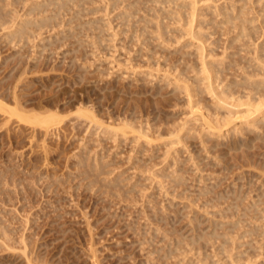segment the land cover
<instances>
[{"label":"rangeland","instance_id":"1","mask_svg":"<svg viewBox=\"0 0 264 264\" xmlns=\"http://www.w3.org/2000/svg\"><path fill=\"white\" fill-rule=\"evenodd\" d=\"M19 1H17V0L11 1L10 0L9 3H10V5H12L13 8L10 6H9L10 7L9 8L8 4H7V9L5 11H7L9 14V11H8V9H9L11 13H12V11L14 13L15 6H16L17 2L19 4ZM23 1L25 2L27 0H23ZM31 1H33L36 4L41 3V0H39V1L37 0V2H36V0L35 1L29 0V1L25 2L27 4L24 3V6H23V4L21 5V3H20L17 6L16 10H19L18 11L19 13H21V10L22 11L24 10V11L21 13V15L17 14L18 12L15 11V14L13 15V17L19 16L22 18V20H19L16 17V20L18 19L16 23H19L21 21L23 22V19L25 21V19L27 18L25 14H27L28 11L24 8L29 9V7L31 5H34L33 2H31ZM82 1H80V2H82ZM84 1H85L84 3L79 2L80 6H78V8L81 7L79 10L77 9L76 6H75L76 9H75L74 5H72V6H70V9H68V10H70L71 13L68 12V10H67L65 12H67L68 14H66L65 12H64L65 15L62 14L63 19H65V20L67 19L66 23H63V24L61 23V25H63V27L60 28V26H61L60 25L58 27V29L57 28L55 29L56 31L53 30V32H52L53 34H51V32H50L51 30H49V29L47 32L45 31L46 33L43 35V37H45V38H42V39H44L46 41H50V39H48V36H49V38H50V36H52L53 38H51V41H53L54 36H56L55 37L56 41L59 38V39H61V43H60V40L57 41V43H55V40H54L53 43H55V44H52V42L51 43L49 42V44L53 45L52 46V45H49L48 42H46V41H45V44L43 43L44 41L43 42L39 41L38 39H40V38H38L37 40L31 39L30 44H29V41L26 40L27 43L25 45H24V43H25L24 41H22L21 43L17 41V43L19 45L15 42V44H16L15 46L19 50V51L17 50L20 53L19 54L15 51L16 49H13L12 47L10 49V46L8 43L4 44V41L2 43V40H0V44H1L0 51H1V55H3V57L1 56L2 58H0V60H1L0 61V69H1V71H0V86L6 88L8 83L12 82L11 77L16 76L18 71L21 69V63L23 62L25 65L28 64L27 65L28 71H29V68H32L30 72H32V73L34 72L33 75H35V77H34L31 73L30 75L32 77L29 76V74L27 76L28 81H29V78H32V80H35L34 81L35 83L33 82L34 86L30 89V91L32 90V93L30 92L31 93V95H30V99H31L30 101L31 102L33 101L34 103L51 104V105L55 104L60 110H62V109L65 110V111L62 110V116H66L68 112L70 113L71 111L76 110L75 108L77 106H80L79 104L81 103V101H84V104L86 106H88V107L94 106L93 108L96 111V113L98 114V118L101 119L102 121H104V125H102L103 128H106L108 125L117 126L118 123L120 122L119 121L120 117L122 118L121 120H124L126 118V119H129L128 121H130V122H132L133 118H135V120H140V118L144 119V120H146V119L148 120L150 118L149 119L150 123H151V125H153L152 129L154 127L157 129V126H160V128L158 127L159 130H156V129L155 130L159 131L160 133L162 132L161 134H163V135L155 134L153 140H157V142L155 141L156 144L152 141L153 143L148 145L146 142H144V141L142 142V140H140L138 142L139 143L138 144L137 141H132V139H134V137H133L134 135L131 136V134L130 135L128 134L127 137H130V139L129 138L126 139L122 136L121 137L124 140L121 137H119L121 139L118 138V140L113 139L112 136L106 135L103 133V132H105V129H102L101 126H99L100 127V130H99L98 126H96V125L89 126L90 124L88 125V123L87 124L85 123L84 126L80 129V131L72 128L73 129V132H72V129H70V128H71L72 124H74V123L71 122L70 124H68L69 126H67L66 128L61 127V128H58L57 130H54L53 133H50V135L51 134L54 135V132L56 131L55 135L54 136L52 135L53 137L50 135H44L45 138L43 139L44 140L43 141V140H41V138H43L42 137L43 131L42 130L39 131V129H37L36 131H33V130L29 129V127H28L29 124L27 125V123H26V125H27L26 126L22 122L18 123L19 121L17 122V120L15 119L12 122H10L12 127L14 126L13 129L11 128L9 123H8V126H4V125L0 124L1 126H3V127H0V129H1V132H0V187H2V188H0V226H2L0 228H3V226H4L3 230L6 232L3 235L4 231H2V229H0L1 230L0 233H2L1 235L5 236V237L7 234H9V235H7L9 237H6V238L8 239V241H10V242H8L7 239L3 238V236L2 237L0 236V241L1 240L3 241L4 239L7 241V242H4L5 244L1 241L3 244H0V246L2 245L1 246L2 248H0V264H28L27 261H30V259H32V261H30L29 264H33L35 262V260L38 258H39L38 259L39 261L36 262L38 264H40V262H41V264H44V263L45 264H52L51 262H53V264H206V263L207 264H222L223 262H224V264L225 263L228 264V261L230 258H233V261H235L234 258H237V256H239V257L243 256L244 258H245V256H248V257L250 256L249 259L247 257L246 260H244L243 257H240L239 262H242V259L245 261V262L243 261L241 264H264V239L261 236L264 234V184H263L264 178L261 177V175L264 176V172L262 170V168H264V165L261 162V160H263V162H264V158L260 157V156H262V154L264 156V151H263L264 150V148H263L264 147V140H263V143H261L262 142L261 140L264 138V136H263L264 134L262 135L263 137L260 136V138H259L257 136L258 134H255V133H256V131H257V133H260V131H261V134H262V132H263L262 128H261V130L260 129L255 130V128H253L255 125L254 124L253 126L250 127L252 129H250L249 126H246L247 124H244V121L243 122H242V120L240 121V117L245 118L249 115H252L253 118H259L263 115H259L258 113L252 114V112H248L247 111L248 107H246V106H241L239 108L233 107V106H231V102L228 101V104L225 105V109L222 110L221 112L224 113V115L226 117L228 116L229 121H231V124L234 125V123H235L233 130L236 132L234 133V131H232L233 125L230 124V126L229 125L226 126L225 127L226 130H229L226 133L228 134L230 132L229 135L227 136V134H226V136H224L222 138L215 137L210 141L207 140L206 143L208 144V147H209V148L207 147V150L210 151V152H207V150L203 149L207 145H204L206 143H203V145L201 144L202 139L200 140V138H199L200 135L197 132V131H200V127H199L200 125L199 124L201 122H199V121L197 123L195 121L193 122V124L195 123L196 127L199 128L198 129L195 127L198 130H195L194 126H192L193 127V130H192L191 129L192 127L190 126L192 124L187 122L190 120V113H189L190 112V103H188V105H187V102H189V100H187L189 98H187L188 96H186L187 92L184 91L185 93H183V92H180V90L177 89L178 90L177 91L175 89L176 88L175 86L182 85L183 84L182 82H184V84H185V81L181 82L182 79L185 80V77L183 78L182 77L183 75L180 76L179 74L182 73L181 71H183V69L184 70H185V68L187 69V66L190 63V61L192 62V65L194 67L199 68V65L204 63L203 59L206 63L211 62V64L208 63L209 67L215 66L217 63H219L217 65H221L220 63L223 64L224 61L226 64L227 62L229 63L232 60L233 57H231V56H233V54H231L230 56H229V54L237 52L235 47H238V44H235V42L232 44L233 39L236 36L237 32L234 28H230V25L222 24L223 23L222 16H217V14L214 15L213 11H216L214 9H216L217 7L223 6L224 3L227 6L235 5L236 7L240 8L241 6L244 5V2H239L240 0H226V1L225 0H215L216 2L218 1L217 3H215V1H213V0H210L207 2H205L203 0L202 2H200V4L198 5V9L199 8L200 9L197 12L198 16L195 18L193 29L195 28V33L199 32L198 34L203 33V34H206V36L208 35L207 39H206L207 41L205 43V47L207 49H210V51L207 50V52L205 53L206 49L202 52L201 47H198V46H201V43L197 40V37L195 39H193L191 37V35L188 34L191 30L190 25H187V24L184 25L183 22H182V24L181 23H170L168 21V18H166L164 20L166 15L162 16V11L168 12L172 16H174L178 12H184L185 8H182V6L187 5V4H188L187 6H189V3H191L190 6H193L192 2L195 0H162V1L159 0L160 4H157V8L155 7V9H156L155 11H157V12L159 11L158 14H156L157 12L154 11V3H155L154 0H153V2H154L153 5H152L151 0H148V1L147 0H141L143 4L139 3L140 0L139 1L137 0L138 3L141 4V5L138 4V6H140V10L141 9L142 10L137 14L136 19L135 18L132 19L133 22L131 21L130 25H133V26H131L130 29L128 28L129 24L128 25L126 24L127 27H126V25L121 26L122 25L121 19L117 20L118 17H116L119 12L124 11L122 8L123 5L120 8H118V10L117 9L113 10L112 9L113 6H112V4H110V3H112V1H109V0H95L94 4H91L92 0H87V1L84 0ZM133 1L135 2L136 0H133ZM155 1H157V0H155ZM4 2L6 4L7 0ZM11 2H12V4H11ZM28 2H29V4H28ZM93 2H94V0H93ZM128 2L129 1L127 0L126 3H128ZM253 2H254V0H247V6H246L247 8L245 11L247 13L245 16V17H247V19H251L253 17H256V15H257V14L255 15L254 12L256 10H258L259 8ZM2 4L5 8V4L4 3H2ZM82 4H83V6L87 5V8L83 7V10H82L84 12V14H82L83 17H81V15H80L81 9H82ZM25 5H28V6H25ZM72 7H74V9ZM149 7H151V12H152V7H153V12H155L154 14L152 12L151 16H152V14L155 17H156V15H160V16L158 18L156 17L157 19L154 18L153 16L149 17V18L146 17V20L150 21L151 19L154 18V20L159 22L164 29L166 27L165 25L168 24V27L165 30L167 31L169 28L170 33L168 34V37L174 41L171 40V42H170L169 38H167V36H165V35H164V37H161V38H163V40H165L164 42L162 39H159L160 38L159 36H158V39L156 40L157 35L155 36V34H156L157 30H155V28H156L155 23L156 22H154V20H151V22L153 21V23H154L153 25H155V28H153V30L155 31L154 36L156 38L153 37L152 32H154V31L150 30V33H152V37H153V38H151L152 42L149 41V42H147V46H144L141 43V41L144 42L143 40H145V38H147V37H144V39H143L142 35H140V36H142L143 40L141 39V41L139 42L137 38L138 37L140 38V36H139L140 31H138L139 33H137L138 34V37H136L137 40L134 38L133 33L136 32L135 29L137 30L136 24L139 23L138 22V23L134 24V22L138 21V19H143V18L145 19V17H143V18H141V17L146 16L147 14H148L147 16H150V14H149L150 12H148V10L150 9ZM209 7H211L212 9H210ZM208 8H209V10H208ZM254 8L256 10L253 12ZM84 9L85 10L88 9L89 11H90V9H94V11L96 10V12L93 13V10H91V14L89 15L90 12L87 11L89 13L85 14ZM204 10L206 11L207 15H206V13H204L205 12ZM72 12L73 13L76 12V13H74L75 15L73 14V16L76 17L77 13L79 14V16L74 18L72 16ZM133 12H134V10H133ZM189 12L191 13L192 10H189ZM203 13H204V16H203ZM49 14L51 15L50 11H49L48 15ZM10 15L12 16V14H10ZM45 15H47V14H45ZM67 15H68V18L66 17ZM85 15H86V17H85ZM70 16L72 17V19H75L74 21L73 20L72 21L73 22L76 21V22L70 23L68 25L69 22H67V21L71 20V19H69ZM77 18H81L82 22H80V19H77ZM82 18H84L83 20H85L84 21L85 23H83ZM99 19H100V21H98ZM28 20H29V16L26 19V21H28ZM90 20H91V22L92 21L100 22V24H102V26L104 24V26L102 27L100 25L101 30L99 28V31H98L96 28L97 31L95 29L93 31L92 29H90V26H89V23L91 24V22H88V24L86 22V21H90ZM63 22H64V20H63ZM92 23H94V22H92ZM140 23H142V22H140ZM140 23H139L140 27H143L144 25H142ZM9 24L12 27V24L11 23H9ZM83 24L84 25L86 24V26L89 27L88 29L94 32L93 34L95 36L92 34L91 31H89V35H85L86 32L88 34V31H87V29L86 30L84 29L85 26ZM255 24L259 27V23L256 22ZM74 25L75 26L77 25L79 30L82 31V33L78 30L77 27H75V28L78 31L74 28L72 29V27ZM92 25L94 27V24H92ZM183 25H184V28L182 27V29H183V32H185V33L182 35L180 33L181 31H179L181 29H179V28H181V26H183ZM7 26L9 27L8 24H7ZM7 26H5L4 29H6V28L8 29ZM70 26H72L71 27L72 30L69 29ZM0 27L2 28L3 26H0ZM11 27L9 29L10 31L9 30L7 31V29H6L5 32H4L3 28H2L3 31L0 28V33L3 32L4 35L6 34L8 36V34L11 32ZM81 28L84 29L85 31L81 30ZM13 29H14V27H12V30ZM64 29L68 30L70 33L72 32V35H70L69 32L64 30ZM177 29H179V30H177ZM63 30L66 32L62 34ZM73 30H74V33H73ZM177 31H179L180 36H179V33ZM58 32H59V34H58ZM3 33L0 34V35H2L0 37V39L2 37H4L5 40L8 41V39H6L7 38L6 35L3 36ZM54 33H55V35H54ZM78 33H79V35L76 36ZM47 34H48V36H46ZM65 34H66V36L64 37L63 35H65ZM68 34H69V36H68ZM91 34H92V36H90ZM177 34H178V36H177ZM58 35H59V37H58ZM74 35H75V38L77 39V40L76 39L75 40L78 43H76L75 40L72 39V37L74 38ZM169 35L174 36V37L172 38ZM61 37H63V38H61ZM77 37H79V38H77ZM65 39H67V40H65ZM95 39H99V41H98L99 44L96 43L97 45L96 44L94 45V42L96 41ZM166 39H168L169 42H167ZM63 40H65V41H63ZM78 40H80V41H78ZM32 41H35L37 44L39 43L38 46L34 45V47H32L33 44H36V43H33ZM31 42H32V44H31ZM21 44L24 46V49H23V46ZM42 44L43 45L47 44L49 46L50 50L48 48H46L47 50H45V51H47L46 52L47 54H45V52H43V55H41ZM152 44H153V46H152ZM13 45H14V43L11 46H13ZM248 45L249 46H247V49L249 51L250 50L252 51L254 49L253 47H255L252 44H248ZM15 46H14V48H15ZM36 46H37V51L35 49ZM60 46H61V48H59ZM19 47L23 50L21 51ZM29 47H30V51H29L30 55H28V52H27V49H29ZM229 47H231V48H229ZM232 47H233V50H232ZM31 48L32 49L34 48L33 51H31ZM38 48L39 49L41 48L40 51H38ZM52 48H53V50H56V51H54V53L50 52V51H53ZM57 48H59V49H57ZM153 48H156V50ZM180 49H181L180 53H177V51L179 52ZM226 49H227V51H226ZM234 49H235V51H234ZM34 50H35V52H34ZM48 50H49V52H48ZM153 50H155V51H153ZM73 51H75V52H73ZM77 51H78V53H77ZM251 51L249 53L247 51L242 52V54L244 53L243 54L244 56L241 54V55H239V58H243L245 60H248L247 57H249V59H251L252 54H253ZM37 52H38L37 57H38V55L39 56L41 55L43 58L42 57L36 58L34 53H37ZM32 53L34 54V56L37 60L40 59L39 60L40 62L37 60H34L35 58H34V56H32ZM195 53H197V55H194ZM227 53H229V54H227ZM247 53L251 54V56L250 55L246 56L245 54H247ZM11 54H13V55H11ZM15 54H17V55L15 56ZM166 54H167V57H169V58H167V60L165 58ZM182 54H184V55L188 54L187 55L188 57L183 55V57H184L183 58ZM168 55H170V56H168ZM179 55H180V57H179ZM226 55H228L230 58H228V56H226ZM11 56L12 57L15 56V57H13V59H12ZM205 56L207 57L206 59H205ZM24 57L25 58L27 57V58L25 59ZM44 57H46V58H44ZM180 58L182 60L183 59L184 60L180 61ZM201 58H203L202 59L203 63L200 61ZM234 58L233 59L236 60L238 58V55ZM253 58H254V56H253ZM19 59H21V60L19 61ZM30 59L32 60V62ZM44 59H45V61H44ZM185 59H186V61H185ZM225 59H227L228 61ZM27 60H29L30 62H28ZM148 60H150L151 63ZM18 61H19V63H18ZM71 61L72 62L74 61L73 65H72ZM163 61H165V62H163ZM171 61L173 63L174 62H176V63H174V64L172 63V65H171ZM177 61L179 62L178 65H177V63H178ZM193 61H195V62H193ZM220 61H222V62H220ZM35 62L36 63L38 62V63L36 64ZM43 62H44V65H43ZM168 62L170 65L168 64ZM182 62H184V63H182ZM196 62H198V63L200 62V64H198ZM212 62H214V63L216 62L215 65H213L214 63H212ZM4 63H5V65H4ZM16 63L20 64V65H17ZM180 64H182V65H180ZM183 64L185 66H183ZM15 65H17V66H15ZM167 66L169 67L168 68L169 70L166 69ZM175 66H176V68H178L179 73L176 72L177 69L175 68ZM53 67H54V70H53ZM82 67H84L85 69L84 68L81 69ZM170 67H171V69H170ZM191 67L192 66L190 63V65L188 67L189 69H187L188 71L187 70H185V71L187 73V76L189 74H191L190 77H192V75H193V78H194L195 75L198 73H197V71L195 72L194 70L190 69ZM13 68L14 69L17 68V69L14 70ZM175 69H176V71H175ZM180 69H181V71H179ZM170 70H172L173 73H171ZM43 71H45V72H43ZM168 71H170L171 74ZM185 71H184V73H185ZM191 71H193L195 75L193 74V72L191 73ZM37 72H38V75L41 72H43V73L39 75L40 77L38 75H37L38 76L37 77L36 76ZM166 72L170 74L169 75L170 77L167 76L168 74ZM175 72H176V74H178V79L175 78L176 77V74H174ZM200 72H202V71H200ZM77 73H79V74H77ZM81 74H82V78L79 80V76H81ZM204 75H205V73H204ZM144 76L145 77L147 76V77L145 78ZM179 76H180V78H179ZM135 77L138 79V82L135 81V80H137ZM142 77H144V78H142ZM167 77H169L171 80ZM196 77L201 78V77H203V75H201V73H200V75H196ZM77 78H78V80H77ZM82 79H83V81L81 83L80 81ZM129 79L131 82L128 81ZM168 79H169V82H168ZM175 79H176V81L181 79L180 82L178 81L179 84L175 83L176 82ZM40 81H41V83H40ZM165 82L166 83L168 82L169 87L168 86L164 87L166 85ZM183 85L181 86L180 89H183ZM4 88L2 90H4ZM221 89H222V86H220V89H218V90L220 91ZM183 90H181V91H183ZM155 91H156V94H155ZM157 91H159V92H157ZM174 91H177V92H174ZM118 92H119V95H118ZM134 92L136 95L134 94ZM171 92H174V94ZM178 92H179V94H178ZM28 93H29V90L24 92L23 101L26 105L25 109L29 110V94ZM206 93H203L204 95L202 94V98H204V99L200 98L201 96L198 98L195 97V99H199V98L202 99V102H204V104H210V100H212L211 105H212V107H214L215 104H217V100H216V103L214 102V104H213L214 98L211 97L210 94H209L210 96L207 94L209 96L208 97L206 95ZM187 95H188V93H187ZM129 96H130V98H129ZM207 98H208V100L209 99L210 100L208 101ZM211 98H213V99H211ZM99 107H101V109ZM110 109H111V111H110ZM186 109H187V112H185ZM121 111H122V113H121ZM69 113H68V115H69ZM127 113H128V116H127ZM141 113H142V115H140ZM186 113H188V114L186 115ZM185 117H187V118L185 119ZM237 117H239V120H237ZM155 118H156V121H155ZM174 118H175V121L178 122V123H176V122L175 123L178 125L180 124L179 121L181 122V124L183 123L184 126L186 123H187V125L190 124L187 127H188V129L191 130V132L193 131L191 133V136L189 138H187V141H185L187 143H184V145L183 144H173L174 146H172V144L170 145L169 140H167V138L169 139L170 136L167 135L165 132L163 133V131H167V129L169 130L171 127H172L171 129H174L173 127L175 126V129H177V128H180L181 126H183L181 124H180L181 126L179 125L180 127L177 125L173 126L172 124H174V123H172L171 120H174ZM0 119L4 120L2 114H0ZM67 119H68V117H67ZM187 119H189V120H187ZM3 120H0V122L2 123ZM14 121H16L15 125L12 124V123H14ZM237 121H238V123H237L238 127L236 125ZM107 122H108V125H107ZM158 122H160V123H158ZM132 123H135L137 126L136 122H132ZM167 123H168V125L170 124L169 125L170 128L168 127ZM105 124L107 126H105ZM161 124H162V126H161ZM19 126H20V128H19ZM6 127H8V128H6ZM26 127L29 130H31L30 134H29V130ZM87 127L89 128L88 132H91V133L86 132ZM90 127H92V129ZM165 127H167V129ZM241 127L243 130L246 129L245 131L249 135V136L247 135L246 137H249V138H246L244 136L246 134H242L244 131L243 132L241 131L242 133H240V132L237 133ZM5 128L7 130L9 128L10 129L7 131ZM15 128H17L18 130L17 129L15 130ZM25 128L28 130L26 133H28L29 135L25 133V131H26ZM60 129L61 130L63 129V131H60ZM101 129L103 130V132ZM97 130L102 132V133L98 132ZM155 130L153 132H156ZM226 130H224V131H226ZM252 130L253 131L255 130V132L253 133ZM5 131L7 133L9 132L8 135ZM194 131H196V132H194ZM10 132H12V134ZM14 132H18V133H14ZM33 132L34 133L36 132V133L34 134ZM66 132H67V134H66ZM83 133L86 135L84 136ZM96 133H98V134L100 133V134L99 135L97 134L98 136H95ZM195 133H196V136H194L192 138V136L195 135ZM251 133H253V134L250 135ZM87 134H88V136H87ZM164 134L167 135L168 137H164ZM16 135L18 138L15 137ZM30 135L35 136V138H37V141L35 138H33V140H34L33 141L32 140L33 136L31 137ZM73 135L75 136V138H73L74 137ZM92 135L95 137H93ZM105 135H106L107 139L105 138ZM197 135H199V136H197ZM236 135H238V136H236ZM28 136H30V138H31V139L29 138L30 141H33L34 143L33 142L31 143L27 139ZM46 136H47V138H46ZM57 136L60 137V138L58 137L59 140L56 138ZM235 136H236V139H235ZM250 136H252L253 139ZM97 137H98V139H96ZM102 137H104V139ZM131 137H133V138H131ZM163 137L165 138V140H167L166 142L162 139ZM261 137H262V139H261ZM8 138H11V139H9V141H8ZM66 138H67V140H66ZM76 138H78V140ZM80 138H82V139H80ZM92 138H94V139H92ZM158 138H159V141H158ZM190 138H191V140H195V141L191 142ZM238 138H240L241 141ZM250 138L252 139L251 141L253 142L254 145H255V143L258 144V142H259L258 139L261 141V142H259L260 144H258L259 148L257 147V149H260L259 151L256 149V145L254 148L251 147L253 150L251 148H249V146H254L251 144ZM83 139H85V140H83ZM102 139H103V141L105 140L104 141L105 143L104 142L102 143ZM244 139L246 141H248V139H249L250 142L245 143ZM10 140H12V141H10ZM108 140H109V143H108ZM113 140H114V142H113ZM253 140L254 141L256 140L257 142L256 141L254 142ZM35 141H36V143H35ZM95 141L98 142L99 144L100 143L101 144L99 145L97 143L95 145ZM127 141H129V142L131 141L130 146H129V142H127ZM29 142L32 144V147H34V148L31 147V144L29 146ZM40 142H43V143L45 142L44 144L45 145L47 144L48 147H49V145L50 146L52 145V146L49 148L47 146H44V148L46 147L47 150H43L44 149L43 148L42 149L43 152H42ZM57 142L59 144H57ZM89 142H91V143H89ZM92 142H93V144H92ZM132 142H133V145H132ZM241 142L245 143V144H243L244 146L242 145ZM83 143H85V145ZM87 143H89V146ZM113 143H115V144H113ZM118 143H120V144H118ZM140 143H142L144 148L142 147V145H140ZM143 143L146 144V149H145V145ZM161 143H163V144H161ZM9 144L11 147L9 146ZM78 144H81V146L83 145L84 148L86 147V150L84 148H82L83 146L82 147L78 146ZM134 144L135 145L137 144L136 147ZM159 144H160V146H159ZM186 144H188V145H186ZM262 144H263V146L261 147L260 145H262ZM36 145H38V146L40 145V146L38 147ZM116 145H117V147H115ZM150 145H151V148H150ZM167 145H169L173 149L168 147ZM56 146L58 148H56ZM118 146H120L121 149ZM124 146H126V147H124ZM152 146H154V147H152ZM175 146L179 147V148H177V150H176ZM189 146H191V147H189ZM240 146L241 147L243 146V147L241 148ZM37 147L40 149V150L38 149V151L40 153L38 151H36ZM98 147L101 151L104 150L106 152L104 153V151L103 152L98 151L99 150ZM132 147L135 148L136 151H134V149L132 150ZM147 147L149 148L148 150H147ZM29 148H32V149H29ZM10 149H11V151H10ZM53 149H54V151H53ZM143 149H145L147 151L143 152L144 151ZM233 149L236 151H234ZM12 150H13V152H12ZM128 150L131 152H129ZM189 150L192 151V153ZM246 150H248L250 152H247ZM31 151H33V152L31 153ZM47 151H49L50 153H48ZM74 151L76 152L77 156L74 154L75 153ZM92 151L95 153H93ZM256 151H257V153H256ZM77 152L80 155H82V154L86 155V153H87V157L89 160H84L81 162V160H80L81 156L78 155ZM180 152H181V154H180ZM260 152H262V153H260ZM47 153H48V155H47ZM71 153H72V155H71ZM96 153H97V155H95ZM109 153H111V154H109ZM136 153L138 155H135ZM170 153H173V154H170ZM43 154L46 155V157L47 156L49 157V158L47 157L48 159H46V158L45 159L47 161V164H48V162H51V163H49V165L52 164V166L50 165L49 167H52V168H49L48 166H46L44 168V166H45L44 164H46V162L45 163L43 162V159H44ZM93 154L95 156L100 155L99 158L97 157L99 160H101L100 164L98 162L99 160H96L97 158ZM112 154L114 157L111 156ZM175 154H176V157H174ZM177 154H178V157H177ZM29 155H30V157H29ZM101 155L104 156L105 160L104 159L102 160ZM168 155H169V157H168ZM170 155H172V156H170ZM191 155H193L194 157ZM73 156H75V157H73ZM89 156L91 157V159ZM105 156L110 160L106 159ZM139 156L142 159H140ZM219 156H220V158H219ZM170 157L171 158L173 157V159H170ZM215 157H217L221 161H219L218 159H215ZM9 158L11 161L9 160ZM94 158H96V159H94ZM174 158L175 159L178 158V159H176V161H174ZM189 158H190V160H189ZM207 158H210V159H207ZM239 158H241L242 160ZM93 160H96V161H93ZM135 160L137 161V163L135 162ZM140 160H142V162H139ZM191 160H192V162H191ZM202 160H203V162H202ZM209 160H210V162H208ZM235 160H237V161L235 162ZM243 160L246 161V163L248 165ZM89 161L91 162V164ZM104 161L105 162L107 161V162L105 163ZM254 161L257 163L256 167H255L256 163ZM77 162L80 163L81 165L80 164L78 165ZM108 162H110V164H108L109 166L107 165ZM133 162H135L136 165ZM175 162H177V164H175ZM242 162H244V164ZM73 163H75V164H73ZM139 163L142 164V166H141L142 169H139L140 168L139 166L141 165V164L139 165ZM249 163H250V165H249ZM258 163H262V164H260L258 166ZM14 164H15V166H14ZM98 164L100 166L103 165V166H101L102 168ZM111 164H113V165L111 166ZM174 164H175V166H174ZM196 164H198V165H196ZM238 164H240V165L238 166ZM41 165H44V166L42 167ZM74 165H76L77 167ZM96 165H98V166H96ZM137 165H139V166H137ZM261 165H263V167H261ZM72 166H74V167H72ZM195 166H196V168H195ZM241 166L242 167L244 166V168L249 166L245 169L243 168L244 171L248 172L247 175L244 174L246 172H244V171L241 172L242 171V169H240V168H242ZM91 167H92V170H91ZM104 167H105V169H104ZM235 167H236V169H239V170H236V169L233 170ZM250 167L260 169V170L254 169L255 172L258 171V172H256L257 175L261 172V170L263 173L262 174L260 173L259 174L260 176L257 177V175H255V172L253 171V168L251 169ZM258 167H260V168H258ZM74 168L79 169V170H76ZM96 168L100 169L101 171L97 170ZM30 170H31V172H30ZM75 170H76V173L74 172ZM105 170H106L107 174L105 173ZM176 170L179 172L176 174L182 175V176L180 175L182 179H180L178 181H175V179L172 178L174 176L179 177L176 174L174 176H172ZM250 170H251V172H250ZM32 171H34V172H32ZM36 171H37V173H36ZM47 171H48V173H47ZM84 171H85V173H84ZM80 172H82V174ZM87 172H89V173H87ZM94 172L96 174H94ZM97 172H99V174H97ZM108 173H110V174H108ZM60 174H61V178L63 180H61ZM11 175H13V176H11ZM37 175H39V176H37ZM101 175H103L102 178H101ZM105 175L106 176L110 175V177L108 176L105 178ZM119 175H120V177H118ZM6 176H8V177H6ZM57 176H59V177H57ZM42 177H44V178H42ZM46 177H47V179H46ZM65 177H66V180H65ZM87 177H89V180L91 182H94V183L90 184L91 182L90 181H89L90 183L88 182ZM56 178H58V179H56ZM121 178L124 179L125 182ZM257 178H260V179L258 180ZM44 179H45V181H44ZM169 179H171V180L169 181ZM172 179H174V181ZM261 179L263 180V182L260 181ZM102 180H104L105 182ZM116 180H119L118 183H116L117 182ZM203 180H204V182H203ZM16 181H18V183ZM36 181L37 182L41 181V183L38 182L39 183L38 184ZM112 181H113V183L115 182L113 185H115V186L117 185L116 187L119 189V191H118V189H116V187L115 188L113 187ZM160 181H163V182H160ZM233 181H235L236 183ZM14 182H16V184ZM43 182H45L44 186H43ZM122 182L125 183V186H122V185H124V183H122ZM171 182L173 184H171ZM179 183L181 185L182 184L183 185L181 186ZM233 183H234V185H233ZM136 184H139V185L137 186ZM235 184H237V187L235 186ZM260 184H263V190H262V186ZM49 185H52V186L50 187ZM79 185H80V187H79ZM96 185H98L99 189ZM133 185H134V188H136V190L139 189V191H134L135 189L134 188H133L134 190L132 189ZM176 185H180V187L179 186L176 187ZM91 186L93 188L96 187L97 189L92 190L93 188ZM259 186L261 188H259ZM45 187H46V189H44ZM89 187L91 188V190L88 189ZM175 188H177V189H175ZM205 188H208V189L205 190ZM199 189H200V192H199ZM40 190H42V192ZM88 190H90V191H88ZM230 190H232V192ZM105 191H106V193H105ZM120 191L122 193H120ZM126 191H128V192H126ZM129 191L130 192L132 191L134 193H139L140 196L136 194L138 197L137 198L135 194H132L131 197H133V198H131L130 197L131 193ZM226 191H228V192H226ZM107 192L110 193V196H108L109 194H107ZM117 192H119L120 195ZM209 192H210V194H209ZM102 193H103V195H102ZM112 193H115V194H112ZM207 193L209 196H207ZM211 193H213V194H211ZM229 193L232 195V197L238 196L237 198H239L240 201L242 200L241 201L242 206L240 207V205H241V203H240V204H238L239 205L238 207H240L241 209L243 208V209L241 210L239 208L240 211L237 212L236 211V210H238L237 209L238 207H237L236 210H234V212H233V215H234L233 218H231L232 212L231 213H229V212L225 213V214H227V217L223 216V213L226 212V211H224V209L226 210V208L228 207L227 210L230 208V211H232L231 209L232 208L234 209V207L231 203L234 204L237 200L235 197H233V198L230 197L231 195ZM116 194L118 196H116ZM198 194H203V195H198ZM204 194H205V196H204ZM215 194L217 197H218L217 194H220L219 196L222 195L224 197V200H222V201H224L227 204V206L225 205L224 202H222L220 200L221 198L220 199H219V197L216 198ZM225 194H228L229 196L225 195ZM233 194H235V195H233ZM238 194H240V196ZM126 195H129V196H126ZM133 195H135L136 198ZM142 195H143V197L141 198ZM111 196H112V198H111ZM120 196H122V197H120ZM184 196L186 197V199H188L189 202H197L196 204L199 207L193 203H191V204L197 206L198 209H195L194 208L195 206H193V205H192L193 206L192 207L191 204L189 205L188 204L189 202L186 201ZM199 196H201V199L199 198ZM226 196H228L229 200H225V198H227ZM114 197H116V198H114ZM223 197H222V199H223ZM183 198L185 199V201H183L184 200ZM197 198H199V200ZM209 198H212L211 200H214L216 198L215 201H216L217 207L215 206L216 204H214L215 202H213V201H212L213 205L211 206L212 208L206 207L208 202L211 201ZM133 199H135V200H133ZM218 199H219V202L217 201ZM233 199L235 202L232 201ZM193 200H195V201H193ZM198 201H200V203H202L203 206ZM227 201H229V202H227ZM203 202L206 205H204ZM212 202H210V203L212 204ZM253 202H257V203L260 202L261 204L260 203H259L260 205L257 204V205H259V207L258 206L254 207L255 208V210H254L253 207L251 206V204ZM222 203H224V205ZM237 203H239V201ZM218 204H220L221 206ZM229 204H231L232 206L231 205L229 206ZM184 205L186 206V208L184 207ZM213 206H215V207H213ZM141 207H143L145 213H147L146 216H148V218L151 219V220H149V219L148 220L151 222H149L147 220V218H144L146 216H144L145 213H144L143 209H141ZM188 207L193 208V209L190 208L192 212L190 211V209L188 210ZM245 207H246V212L244 211ZM248 207L253 209L252 212L248 211L250 209ZM141 212H143L144 215H142ZM244 214L246 216H244ZM222 216H223V218H222ZM154 218L157 220V222L154 220ZM194 218H196V219H194ZM145 219L149 223H147L145 221ZM190 220H191V222L193 221L192 224H191ZM238 221H240V223H238ZM88 223L90 224L91 229L88 228ZM151 223H154V224H151ZM237 223L240 224V229H238L236 227L238 230H236V228L234 227ZM156 224H157V227L160 225L161 229H160V226L157 228ZM225 224L230 225V227L228 226L230 229H228V227ZM232 224L234 226H232ZM219 226H223V228L217 229ZM231 226L233 228H235L234 231H236V232L231 230V229H233V228H231ZM237 226H239V225H237ZM5 227H6V229H5ZM225 227H226V229H228L227 232L229 231V233H230V230L232 231V233H233L231 235L232 238L238 237V238H236L238 240L235 243H233V244H235L234 246H232L233 248H228L229 250H231V256L232 257H230V258L228 257L230 255V251H229V254L228 253L224 254V252H223L224 248L221 250L222 252L221 251L216 252V254L219 253L218 255H220V256H221V253H223L224 257L228 254V256L226 257V258H229V259H227L228 260L227 262H225L226 260L225 261L223 260L222 256L216 257V254H215V251L221 247L220 243H223V238L221 237L222 235H220V234L224 233L226 236V232L223 231ZM155 228L160 229V231L164 228L165 229L162 230L163 232L159 233L158 232L159 230H157ZM88 229L92 230L91 231L92 233H89L90 231H88ZM154 229L157 230L156 232H158L159 234H164L165 236L160 235V237H159V235L158 236L155 235L156 232L154 231ZM248 230H250V231L256 230V234H258L259 236L254 233L255 235H252L253 237L249 235L250 238L247 239L246 237L248 236V234H246V233L248 232ZM167 231L168 232L172 231L175 234L173 233L174 234L173 235V234H171L172 232L168 233ZM213 232H215V234H217V236L219 235L221 237L220 241H216V239H215V242H214V239L211 238L212 241H210V238L209 239L206 238L208 235H210V233H213ZM224 234H223V237H224ZM236 234H237V236H236ZM240 234H243V236H246V237H243L242 235L240 236ZM244 234H246V235H244ZM10 235H11V238H10ZM166 235L169 236L170 240H169L168 236H167L168 239L165 238L164 240H162L163 238H161V236L166 237ZM198 235H200V237L203 235V237L205 238L201 241H206V240L210 241V242L206 241L205 243L202 242V246L200 243L198 244V246L199 245L201 246V248L199 247L198 250L201 249V252L203 253V255L201 254V257H199V259L202 261L204 259L203 257L206 258L209 255L208 259H206V260L204 259L202 261L203 263L198 262L197 258H198V256H200V254L198 255L196 252L192 251V250L196 251V249H195V247L194 248L192 247L193 249L190 247V244H189L190 242L184 243V241H183V244L184 245L188 244L189 245L188 247H190L192 249L191 250L190 248H188V250L193 252V254L190 253L189 251L187 254H186L187 251H185V253L183 252L184 251L183 249L186 248V246L185 247L180 246L181 245L180 244L178 247H181V248L183 247L181 250L175 244L177 242L179 243V240L177 241L178 238L181 240H183L182 238H186L185 242H187V240H191V237L196 236V238H197ZM238 235L241 238L243 237L244 239L243 238L241 239ZM23 236H25V237H23ZM151 236H152V240L155 239L152 241V243H154L156 246L154 244L151 246V242H150ZM155 236H156V238H155ZM22 237L26 239V240L23 239V240H25V243L23 242L24 244H26L29 241L27 243L28 245H27L26 250L24 249L26 246L21 243ZM146 238H147V240H146ZM198 238H199V236H198ZM214 238H216V237H214ZM227 238L231 239L230 236L228 237V235H227ZM11 239L14 240L16 244H18L21 241L19 243L20 245L18 244L19 245L18 246L15 243L13 244L12 242H14V241H12ZM160 239L163 243L160 241ZM229 239H228V243H226V244H230ZM33 240H34V242H33ZM145 240L147 241V243L144 242L145 245H143L144 243L142 244L141 242L145 241ZM173 240H174L173 245L175 244L178 251L176 250V248L173 245L172 246L174 247V249L177 252H179V253L181 252V253H180V255L178 253L176 255V252H175V255H173L174 249L171 246L170 249L173 252V254H172L173 257L171 258V256H170L169 259H167L166 257L168 254L166 255V253H168L169 251L166 248L168 245L165 244V242L168 243V241H169L168 244H170V242L171 241L173 242ZM175 240H176V242H175ZM217 240H219V238ZM234 241H235V238H234ZM234 241H231V243ZM250 242L252 243L251 248H249V246H246V245H249L248 243H250ZM218 243L220 244L219 245L220 247L217 248ZM251 243H250V245H251ZM12 244L14 245V247ZM30 244H34L36 246V248H34L35 246L31 245L32 249H34L35 252L34 251L31 252L32 250H30L31 249ZM164 244L167 246H165ZM3 245H6V246H3ZM23 245L25 247H23ZM162 245H164V248L163 249L159 248ZM240 246H243V247H240ZM4 247L5 248L9 247L10 249L6 248L7 250H5ZM227 247H229V245ZM227 247L225 246V248H227ZM13 248H15V249H13ZM19 248L24 249L27 252L21 251V249H19ZM91 248H92V250L94 249L93 252H97V254L95 253L97 256L92 252ZM156 248H159L158 250L160 252H164L162 250H165V249L168 252H166V250H165V252L163 254H161V253L156 254V252L153 250ZM248 249L250 250L251 253L249 251H247ZM89 250L91 251L92 254H94L96 256V260L93 259L94 255L89 253L90 252ZM158 250H157V252H158ZM152 251H154L155 253L154 252L152 253ZM22 252L23 253L25 252V255H27L29 260L27 259V257L25 255L24 256L26 258L22 255L23 254ZM182 252L184 253V255H182L183 254ZM247 252H249V253L247 254ZM34 253H35V255L38 254V257L35 256ZM194 253L197 255H194ZM164 254H165V256H164ZM91 255L93 258H91ZM31 256H32V258H31ZM34 257L35 258L37 257V258L35 259ZM45 257H46V259H45ZM219 257L222 259H219ZM239 257L236 260H239ZM41 258H42V260H41ZM25 259H27V260L25 261ZM43 260H45V261L48 260V261L47 262L44 261V263H43L42 262ZM220 260H221V262H219ZM233 261H231V263H229V264H235L236 263ZM31 262H33V263H31ZM212 262H214V263H212Z\"/></svg>","mask_w":264,"mask_h":264},{"label":"bare ground","instance_id":"2","mask_svg":"<svg viewBox=\"0 0 264 264\" xmlns=\"http://www.w3.org/2000/svg\"><path fill=\"white\" fill-rule=\"evenodd\" d=\"M4 1H6V0H0V26H3L2 28H3V30H4V32L6 31V29H4L5 28V26H7V24L9 25V27H8V29H7V31L10 29V27H11V25L9 24V23H11L12 24V27H14V29L12 30V27H11V32L8 34V36L6 35V39H8V41L7 40H5V38L4 37H2L0 40H2V43H3V41H4V44L6 43H8L9 44V46H10V49H11V47L13 48V49H16L15 51L17 52V53H19L18 51V49L16 48V44H15V42L17 43V41L18 42H22V41H24L23 43H24V45L27 43V41L26 40H28L29 41V44H30V40L32 39V40H37L38 38H40V39H38L39 41H44L43 43L45 44V41L46 40H44V39H42V38H45V37H43V35L48 31V29L49 30H51L50 32H51V34H53L52 32H53V30L54 31H56L55 29L57 28L58 29V27L61 25V23L63 24V23H66V20L65 19H63V15H65V13L66 14H68L67 12H65V11H67L68 9H70V6H72V5H74V7L76 6L77 7V9L79 10L80 8H78V6H80V3H84L85 1L83 0H80V1H82V2H80L79 0H41V3H34L33 1H31V2H33V4L34 5H31L30 7H29V9L28 8H24V9H26L28 12H27V14H25L26 15V17L28 18V16H29V20L28 21H26V19H25V21H24V19H23V22L21 21V22H19V23H16L17 22V20L19 19V20H22V18L21 17H19V16H15V17H13V15L15 14V11H19V10H16L17 9V6L21 3V5L23 4V6H24V3L25 2H27V1H29V0H27V1H23V0H17V1H19V4H18V2H17V4H16V6H15V11H14V13H13V11H12V13L10 12V10L8 9V11H9V14H8V12L7 11H5L6 9H7V4H8V7L10 6V7H12V5H10V0L8 1L7 0V2H6V4H5V2ZM12 1V0H11ZM23 1V2H22ZM35 1V0H34ZM39 1V0H38ZM87 1V0H86ZM109 1H112V3H110V4H112V6H113V10L115 9H117L118 10V8H120L122 5H123V10L124 11H121V12H119L118 13V15L116 16V17H118V19L117 20H120L121 19V26H125L126 24L128 25L129 24V26H128V28L130 29V27L131 26H133V25H130L131 24V21L133 22V20L132 19H136L137 18V14L142 10H140V6H138V4L139 3H141V4H143L142 3V1L140 0H138L139 1V3H138V1L136 2H134L133 0L131 1V0H128L129 2L128 3H126L127 2V0H109ZM148 1V0H147ZM152 1V5H153V3H154V11L156 10L155 9V7L157 8V4H160V2H159V0H157V1H155L154 0V2H153V0H151ZM162 1V0H161ZM203 0H195V1H193L192 2V5L193 6H190V4L191 3H189V6H187V5H184V6H182V8H185V11L184 12H178L177 14H175L174 16H172L171 14H169L168 12H164V11H162V16L163 15H166V17L164 18V20L166 19V18H168V21L170 22V23H181L182 24V22L184 23V25H190V32L188 33V34H190L191 35V37L193 38V39H195L196 37H197V40L201 43V46H198V47H201V51L203 52L205 49V53L207 52V50L208 51H210V49H207L206 47H205V43H206V39H207V36H206V34H203V33H200V34H198L199 32H196L195 33V28L193 29V25H194V22H195V18L198 16L197 15V12L199 11V9H198V5L200 4V2H202ZM205 2H207V1H210V0H204ZM213 1H215V0H213ZM226 1V0H225ZM36 2H37V0H36ZM80 2V3H79ZM92 2H93V0H92ZM91 2V4H94L95 3V0H94V2L92 3ZM97 2V1H96ZM218 2V1H217ZM216 1H215V3H217ZM239 2H244V5L243 6H241L240 8H238V7H236L235 5H231V6H227L225 3L223 4V6H219V7H215L216 9H214V10H216V11H213V13H214V15L215 14H217V16H222V18H223V23L222 24H228V25H230V28H234L235 30H236V32H237V34H236V36L234 37V39H233V42H232V44L235 42V44H238V47H235L236 48V51L237 52H235V53H227V54H229V56L231 55V54H233V56H231V57H236L237 55H238V58H239V55H241L242 54V52H250L248 49H247V46H249L248 44H252V45H254L255 47H253L252 49V58L251 59H249V57H247V59L248 60H245V59H243V58H237L236 60H234L233 58H232V60L228 63L227 61V59H225V60H227L226 62V64H225V61L223 62V64L222 63H220L221 65H217V64H219V63H217L216 65H215V63L214 62H212V63H214L213 65H215V66H211V67H209L208 66V63L209 64H211V62H205L204 61V59L203 58H201V62H202V59H203V64H200V62L198 63V62H196V63H198V64H200L199 65V68H197V67H194L193 65H192V62L190 61V63H191V68L190 69H192V70H194L195 72L197 71V73L198 74H196V75H200V73H201V75H203V77H196V75L194 74V72L193 71H191V73L193 72V74L195 75V77L193 78V75H192V77H190V75L191 74H189L188 76H187V73H186V71L185 70H187V69H189L188 67H189V65H190V63L188 64V66H187V69L185 68V70L183 69V71H181V69L179 70V71H181L182 73H180L179 75L180 76H182L183 78L185 77V80H183L182 78V80L181 79H179L178 81L180 82V80H181V82L182 81H185V84H184V82H182L183 84V89H180L181 88V86L182 85H177V86H175L176 88V90L178 89V90H180V92H183V93H185V92H187L188 93V95H187V93H186V96H188L187 98H189V99H187V100H189V102H187V105H188V103H190V120L189 119H187V120H189V121H187V122H189L190 124H192V125H190V124H188V125H190L191 127L192 126H194V128L196 127V124L194 123L193 124V122L195 121L196 123L199 121V122H201L199 125V127H200V131H197L198 133H199V135H197V136H199V138H200V140L202 139V142H201V144L203 145V143H206V141L207 140H212L213 138H215V137H220V138H222V137H224V136H226V132H228L229 130H226V126H230V124H231V121H229V118H228V116L226 117L225 115H224V113H222L221 111L222 110H224L225 109V105H227L228 104V101L229 102H231V106H233V107H241V106H246V107H248V112H252V114H255V113H258L259 115H263V116H261V117H259V118H253L252 117V115H249V116H247V117H245V118H241L240 117V121L242 120V122L244 121V124H247L246 126H249V128L251 127V126H253L254 124V127L253 128H255V130H261V128H262V134H261V131H260V133H257V131H256V133L255 134H258L257 136L260 138V136H262L263 134H264V0H254V4H256L257 6H258V10H256L255 8L253 9V12H254V14L256 15V17H253V18H251V19H247V17H245L246 16V6H247V0H240ZM2 3H4L5 4V8H4V6H3V4ZM88 3V2H87ZM90 3V2H89ZM148 3V2H147ZM11 4H12V2H11ZM25 4H27V3H25ZM28 4H29V2H28ZM141 4H139V5H141ZM14 6V5H13ZM25 6H28V5H25ZM92 6V5H91ZM111 6V7H112ZM9 7V8H10ZM74 7H72L73 9H74ZM76 7H75V9H76ZM83 7H85V8H87V5L85 6H83V4H82V9H81V13H80V15H81V17H83L82 16V14H84V12L82 11L83 10ZM137 7V8H136ZM191 7V8H190ZM13 8V7H12ZM22 8V7H21ZM20 8V9H21ZM146 8V7H145ZM150 8V9H149ZM148 9V12H150L149 14H150V16H142L141 18H143V17H145V19L143 18V19H138V21H136V22H134V24L135 23H140V22H142V23H140V24H142V25H144L143 27H140V25H139V23L138 24H136L137 25V30L135 29V33H133V35H134V38L136 39V37H138V34L137 33H139L138 31H140V34H139V36L140 35H142L143 36V39H144V37H147V38H145V40H143L142 39V36H140V38L138 37L137 39H138V41L140 42L141 41V39L144 41V42H142L141 41V43L144 45V46H147V42H152L151 40V38H156V40L158 39V36L160 37L159 39H162L163 40V38H161V37H164V35L165 36H167V38H169L168 37V34L170 33V30H169V28H168V30L166 31L165 29L168 27V24H166L165 26V29L162 27V25L159 23V22H157V21H155L154 20V18H158L160 15H156V17L155 16H153V14L155 13V12H157V11H155V12H153V7H152V12H153V14H152V16L154 17L153 19H151V20H154V22H156L155 23V25H156V28H155V25H153L154 23H153V21L151 22V20L149 21V20H146V17H152L151 16V7H149ZM190 8V9H189ZM210 9H212L211 7H209ZM209 8H208V10H209ZM136 9V10H135ZM85 10V9H84ZM91 10H93V13L94 12H96V10L94 11V9H90V11L88 10V9H86L85 10V14L86 13H89V15L91 14ZM133 10H134V12H133ZM189 10H192V12L190 13L189 12ZM206 10V9H205ZM204 10V11H205ZM207 10V11H208ZM24 11V10H23ZM22 10H21V13L23 12ZM49 11H50V13H51V15L49 14L48 15V13H49ZM77 11V10H76ZM87 11H89V12H87ZM183 11V10H182ZM211 11V10H210ZM16 12V13H17ZM65 12V13H64ZM68 12H70V10H68ZM83 12V13H82ZM21 13H17V14H19V15H21ZM26 13V12H25ZM71 13V12H70ZM74 13H76V12H74ZM73 12H72V16H73V14H74ZM159 13V11L156 13V14H158ZM204 13H206V11L204 12ZM204 13H203V16H204ZM10 14H12V16L10 15ZM45 14H47V15H45ZM63 14V15H62ZM24 15V16H25ZM28 15V16H27ZM70 15V14H69ZM75 15V14H74ZM206 15H207V13H206ZM79 16V14L77 13L76 14V17H78ZM16 17L18 18L17 20H16ZM65 17V16H64ZM67 18H68V15L66 16ZM74 18H76L75 16H73ZM85 17H86V15H85ZM156 18V19H157ZM255 18V19H254ZM69 19H71L70 21L68 20L67 22H69L68 23V25L70 24V23H75V22H73L75 19H72V17L70 16V18ZM77 19H80V22H82L81 21V18H77ZM84 18H82V20H83ZM16 20V21H15ZM63 20H64V22H63ZM73 20V21H72ZM93 20V19H92ZM142 20V21H141ZM78 21V20H77ZM85 20H83V23H85L84 22ZM98 21H100V19L98 20ZM87 22V24H88V22H91V20L90 21H86ZM92 22H94V23H92ZM91 22V24L89 23V26H90V29H92L93 31H94V29L96 30V28H97V30L99 31V28H100V30H101V27H100V25L102 26V24H100V22H97V21H92ZM129 22V23H128ZM259 23V27L255 24V23ZM78 23V22H77ZM102 23V22H101ZM144 23V24H143ZM92 24H94V27H93V25ZM67 25V24H66ZM67 25V26H68ZM84 25V24H83ZM127 25H126V27H127ZM135 25V26H136ZM139 25V26H138ZM184 25L183 26H181V28H179V29H181V30H179V29H177V30H179V31H181L180 33L183 35L185 32H183V29H182V27L184 28ZM85 27H84V29L86 30L87 29V31H88V34H87V32L85 33V35H89V31H91V30H89L88 28V26H86V24L84 25ZM103 26H104V24H103ZM102 26V27H103ZM61 27H63V25H61L60 26V28ZM66 27V26H65ZM71 27L72 26H70V28L69 29H71ZM75 27H77L78 28V26L76 25H74L73 27H72V29L74 28V29H76ZM82 27V26H81ZM1 28V27H0ZM2 28H1V30H2ZM83 28V27H82ZM81 28V30H84V29H82ZM142 28V29H141ZM153 28H155V30H157L156 31V34H155V31L153 30ZM71 29V30H72ZM2 30V31H3ZM64 30H66V29H64ZM63 30V32H62V34L63 33H65L66 31H68V30H66V31H64ZM70 30V31H71ZM77 30V29H76ZM78 30H79V28H78ZM77 30V31H78ZM84 30V31H85ZM96 30V31H97ZM150 30H153L154 32H152L153 33V37H152V33H150ZM10 31V30H9ZM46 31V32H45ZM80 31V30H79ZM93 31H91L92 32V34L94 33ZM175 31V30H174ZM179 31H177L178 33H179ZM69 32V31H68ZM81 33H82V31H80ZM187 32V31H186ZM3 32H1L0 34H2ZM73 33H74V30H73ZM76 33V32H75ZM80 33V34H81ZM142 33V34H141ZM180 33H179V36H180ZM50 34V33H49ZM57 34V33H56ZM58 34H59V32H58ZM61 34V33H60ZM69 34L70 35H72V32L70 33L69 32ZM69 34H68V36H69ZM92 34L90 35V36H92ZM154 34H155V36H154ZM4 35V33H3V36H5ZM54 35H55V33H54ZM79 35V33L76 35V36H78ZM82 35V34H81ZM84 35V34H83ZM94 35V34H93ZM2 35H0V37H1ZM46 36H48V34L46 35ZM64 37L66 36V34L65 35H63ZM95 36V35H94ZM170 36V35H169ZM177 36H178V34H177ZM55 37L56 36H54V40H55V43H57V41H59L60 40V43H61V39H57V41H56V39H55ZM58 37H59V35H58ZM170 37H174V36H170ZM51 38H53L52 36H50V38H49V36H48V39H50V41H46V42H48V44H49V42L51 43L52 42V44H55V43H53V41H51ZM61 38H63V37H61ZM70 38V37H69ZM77 38H79V37H77ZM94 38V37H93ZM68 39V38H67ZM67 39H65V40H67ZM71 39V38H70ZM72 39H76L75 38V35H74V38L72 37ZM136 39V40H137ZM175 39V38H174ZM65 40H63V41H65ZM77 40V39H76ZM76 40H75V42H76ZM96 40V41H95ZM94 41V45L97 43V44H99V39H95ZM155 40V39H154ZM167 40V42H169L168 41V39H166ZM169 40H170V42H171V40L172 39H170L169 38ZM229 40V39H228ZM78 41H80V40H78ZM165 40H163V42H164ZM172 41H174V40H172ZM260 41V42H259ZM33 43H36L35 41H32ZM32 42H31V44H32ZM227 42V41H226ZM231 42V41H230ZM14 43V45L13 46H11L12 44ZM59 43V44H60ZM76 43H78V42H76ZM18 44V43H17ZM39 44V43H38ZM38 44L36 43V44H33V46L32 47H34V45H37L38 46ZM52 44H49V45H52ZM96 44V45H97ZM146 44V45H145ZM3 45V44H2ZM19 45V44H18ZM22 45V44H21ZM191 45V44H190ZM0 46H1V44H0ZM14 46H15V48H14ZM23 46V45H22ZM30 46V45H29ZM37 46H36V51H37ZM53 46V45H52ZM152 46H153V44H152ZM7 47V46H6ZM27 47V46H26ZM51 47V46H50ZM58 47V46H57ZM156 47V46H155ZM5 48V47H4ZM20 48V47H19ZM46 48H48L49 49V46L46 44V45H43L42 44V52H41V55H43V52H45V54H47L46 52L47 51H45V50H47ZM59 48H61V46L59 47ZM59 48H57V49H59ZM97 48V47H96ZM229 48H231V47H229ZM23 49H24V46H23ZM23 49H21L20 48V50L22 51ZM34 49V48H33ZM33 49L31 48V51H33ZM41 49V48H40ZM40 49L38 48V51H40ZM153 49H155L156 50V48H153ZM18 50V51H17ZM26 50V49H25ZM50 50V49H49ZM49 50H48V52H49ZM52 50H53V48H52ZM155 50H153V51H155ZM229 50V49H228ZM231 50V49H230ZM232 50H233V47H232ZM29 51H30V47H29V49H27V52H28V55H30L29 54ZM54 51H56V50H53V51H50V52H52V53H54ZM180 51H181V49L179 50V52L177 51V53H180ZM226 51H227V49H226ZM234 51H235V49H234ZM233 51V52H234ZM34 52H35V50H34ZM73 52H75V51H73ZM225 52V51H224ZM77 53H78V51H77ZM154 53V52H153ZM172 53V52H171ZM176 53V52H175ZM176 53V54H177ZM187 53V52H186ZM245 54L246 56L247 55H250L251 56V54ZM20 54V53H19ZM26 54V53H25ZM35 54V56H36V58H38V57H42L41 55L39 56L38 55V57H37V54H38V52L37 53H34ZM34 54L32 53V56H34ZM51 54V53H50ZM185 54V53H184ZM184 54H182V57H183V55ZM203 54V53H202ZM244 54V53H243ZM242 54V55H243ZM11 55H13V54H11ZM17 54H15V56H16ZM23 55V54H22ZM76 55V54H75ZM188 54H186V55H184V56H187ZM192 55V54H191ZM194 55H197V53H195ZM204 55V54H203ZM202 55V56H203ZM3 57V55H1V51H0V58H2ZM15 56H13V57H15ZM35 56H34V58H35ZM168 56H170V55H168ZM190 56V55H189ZM226 56H228V55H226ZM228 56V58H230ZM244 56V55H243ZM253 56H254V58H253ZM12 57V56H11ZM10 57V58H11ZM13 57H12V59H13ZM179 57H180V55H179ZM188 57V56H187ZM25 58V57H24ZM27 58V57H26ZM25 58V59H26ZM29 58V57H28ZM32 58V57H31ZM34 59V60H37V59ZM43 58V57H42ZM44 58H46V57H44ZM166 60H167V58H169V57H167V54H166ZM164 58V59H165ZM184 58V57H183ZM207 57L205 56V59H206ZM227 58V57H226ZM246 58V57H245ZM33 59V58H32ZM76 59V58H75ZM21 59H19V61H20ZM31 60V59H30ZM40 60V59H39ZM39 60H37V61H39ZM74 60V59H73ZM182 59L180 58V61H181ZM184 60V59H183ZM182 60V61H183ZM195 60V59H194ZM224 60V59H223ZM222 60V61H223ZM1 61V60H0ZM6 61V60H5ZM19 61H18V63H19ZM28 62H30L29 60H27ZM44 61H45V59H44ZM75 61V60H74ZM74 61L72 62L71 61V63H72V65H73V63H74ZM150 63H151V61L150 60H148ZM185 61H186V59H185ZM207 61V60H206ZM222 61H220V62H222ZM7 62V61H6ZM27 62V63H28ZM31 62H32V60H31ZM40 62V61H39ZM77 62V61H76ZM75 62V63H76ZM163 62H165V61H163ZM167 62V61H166ZM178 62V61H177ZM193 62H195V61H193ZM26 63V62H25ZM36 63V62H35ZM38 63V62H37ZM36 63V64H37ZM172 61H171V65H172ZM174 63H176V62H174ZM173 63V64H174ZM182 63H184V62H182ZM187 63V62H186ZM195 63V64H196ZM17 64V63H16ZM148 64V63H147ZM168 64H169V62H168ZM179 64V62L177 63V65ZM194 64V63H193ZM225 64V65H224ZM4 65H5V63H4ZM17 65H20V64H17ZM17 65H15V66H17ZM28 65V64H27ZM27 65H25L23 62L21 63V69L18 71V73L16 74V76H13V77H11V80H12V82H9L8 83V85H7V87L6 88H4V87H1L0 86V114H2V116H3V118H4V120L3 119H0V120H3L2 121V123L0 122V124H2V125H4V126H8V123L10 124V122H12L13 120H17V122L18 123H23V124H25L26 125V123H27V125L29 124V129H31V130H33V131H36L37 129H39V131L40 130H42L43 131V138H41V140H43L45 137H44V135H50V133H53V131L54 130H57L58 128H66L67 126H69L68 124H70L71 122L72 123H74V124H72V126H71V128L70 129H75V130H78V131H80V129L84 126V124L86 123H88V125L89 126H94V125H96V126H101L102 127V129H105V132H103V130H102V132L104 133V134H106V135H110V136H112L113 137V139H117L118 140V138L119 137H124V138H129L130 139V137H127V135L129 134H131V136L132 135H134L133 137H134V139H132V141H137V143L140 141V140H142V142L144 141V142H146L148 145L149 144H152L153 142L155 143V141L157 142V140H153V138H154V136H155V134H161L159 131H156V130H159L158 129V127L160 128V126H157V129L154 127L153 129L156 131V132H153L154 130L152 129V126L153 125H151V123H150V118L147 120H144V119H141L140 118V120H135V118H133L132 119V122H136L137 123V126H136V124L135 123H132V122H130V121H128L129 119H124V120H121L122 118L120 117V122L118 123V125L117 126H110V125H108V122H107V125L105 124V126H107L106 128H103V126L102 125H104V121H102L101 119H99L98 118V114L96 113V111L94 110V106H92V107H88V106H86L85 104H84V101H81V103L79 104L80 106H77L75 109L76 110H74V111H71L70 113H69V115H68V113H67V115L66 116H62V110H60L55 104L54 105H51V104H41V103H34L33 101L31 102L30 100V95H31V93H32V90L30 91V89L34 86V84H33V82L35 81V80H32V78H29V81H28V74H29V76H31L30 74L32 73V72H30L31 71V69L32 68H29V71L27 70ZM43 65H44V62H43ZM71 65V66H72ZM76 65V64H75ZM170 65V64H169ZM176 65V64H175ZM180 65H182V64H180ZM3 66V65H2ZM1 66V67H2ZM35 66V65H34ZM148 66V65H147ZM183 66H185L184 64H183ZM196 66V65H195ZM203 66V67H202ZM33 67V66H32ZM201 67V68H200ZM84 67H82L81 69H83ZM169 67L167 66V68L166 69H168ZM173 68V67H172ZM175 68H176V66H175ZM181 68V67H180ZM14 69V68H13ZM15 69H17V68H15ZM14 69V70H15ZM35 69V68H34ZM43 69V68H42ZM80 69V70H81ZM85 69V68H84ZM170 69H171V67H170ZM176 69H177V71H176ZM175 69V71L176 72H178V68H176ZM53 70H54V67H53ZM78 70V69H77ZM169 70V69H168ZM0 71H1V69H0ZM42 71V70H41ZM171 71V73H173V71L172 70H170ZM170 71H168L169 73H170ZM184 71H185V73H184ZM188 71V70H187ZM190 71V70H189ZM200 71H202V72H200ZM43 72H45V71H43ZM43 72H39L40 74H42ZM85 72V71H84ZM176 72L174 73V74H176ZM205 73V75H204V73ZM167 73V72H166ZM169 73H167L168 75L167 76H169L170 74ZM179 73V72H178ZM11 74V73H10ZM34 74V72L32 73V75ZM36 74V73H35ZM39 74V75H40ZM77 74H79V73H77ZM134 74V73H133ZM38 75V72H37V74H36V76ZM38 75V76H39ZM34 77H35V75H33ZM37 76V77H38ZM79 76V75H78ZM149 76V75H148ZM180 76H179V78H180ZM32 77V76H31ZM40 77V76H39ZM57 77V76H56ZM145 77V76H144ZM144 77H142V78H144ZM147 77V76H146ZM145 77V78H146ZM170 77V76H169ZM169 77H167V78H169ZM7 78V77H6ZM82 78V74H81V76H79V80ZM136 78V77H135ZM166 78V79H167ZM175 78H177L178 79V74H176V77ZM43 79V78H42ZM137 79V78H136ZM165 79V80H166ZM170 79V78H169ZM169 79H168V82H169ZM77 80H78V78H77ZM164 80V81H165ZM171 80V79H170ZM82 81H83V79L80 81L81 83H82ZM128 81H130V79L128 80ZM135 81H137L138 82V79L137 80H135ZM167 81V80H166ZM175 81H176V79H175ZM178 81H176L175 83L177 84H179V82ZM131 82V81H130ZM147 82V81H146ZM163 82V81H162ZM161 82V83H162ZM168 82L166 83L165 82V86L164 87H166V86H168ZM35 83V82H34ZM40 83H41V81H40ZM80 83V84H81ZM135 83V82H134ZM149 83V82H148ZM174 83V84H175ZM218 83V84H217ZM33 84V85H32ZM129 84V83H128ZM170 84V83H169ZM172 84V83H171ZM175 84V85H176ZM181 84V83H180ZM217 84V85H216ZM157 85V84H156ZM160 85V84H159ZM162 85V84H161ZM173 85V84H172ZM36 86V85H35ZM129 86V85H128ZM220 86H222V89L219 91L218 89H220ZM169 87V86H168ZM174 87V86H173ZM4 88V90H2ZM162 88V87H161ZM174 89V88H173ZM174 89V90H175ZM29 90V110L28 109H25V103H24V101H23V99H24V92L25 91H28ZM152 90V89H151ZM177 90V91H178ZM181 90H183V91H181ZM103 91V90H102ZM119 91V90H118ZM177 91H174V92H177ZM185 91V92H184ZM208 91V92H207ZM31 92V93H30ZM157 92H159V91H157ZM174 92H171V93H173L174 94ZM207 92V93H206ZM102 93V92H101ZM121 93V92H120ZM203 93H206V95L208 94H210L211 95V97H213V98H211V99H213V104H214V102L216 103V100H217V104H215V106L214 107H212V105H211V101L212 100H210V104H204V102H202V99H204V98H202V94ZM27 94V93H26ZM132 94V93H131ZM134 94H135V92H134ZM138 94V93H137ZM141 94V93H140ZM144 94V93H143ZM149 94V93H148ZM155 94H156V91H155ZM178 94H179V92H178ZM118 95H119V92H118ZM123 95V94H122ZM130 95V94H129ZM133 95V94H132ZM136 95V94H135ZM185 95V94H184ZM204 95V94H203ZM205 95V96H206ZM207 95V96H208ZM209 95V96H210ZM138 96V95H137ZM136 96V97H137ZM140 96V95H139ZM151 96V95H150ZM156 96V95H155ZM201 96V97H200ZM208 96V97H209ZM153 97V96H152ZM195 97H200V98H202V99H195ZM129 98H130V96H129ZM100 99V98H99ZM153 99V98H152ZM38 100V99H37ZM102 100V99H101ZM100 100V101H101ZM207 100H208V98H207ZM208 100V101H209ZM97 101V100H96ZM129 101V100H128ZM127 101V102H128ZM153 101V100H152ZM205 101V100H204ZM70 102V101H69ZM68 102V103H69ZM155 103V102H154ZM159 103V102H158ZM179 103V102H178ZM207 103V102H206ZM209 103V102H208ZM66 104V103H65ZM100 104V103H99ZM67 105V104H66ZM89 105V104H88ZM109 105V104H108ZM118 105V104H117ZM177 105V104H176ZM186 105V104H185ZM211 105V106H210ZM121 106V105H120ZM153 106V105H152ZM100 109H101V107H99ZM126 108V107H125ZM108 109V108H107ZM140 109V108H139ZM151 109V108H150ZM242 109V108H241ZM233 110V109H232ZM239 110V109H238ZM63 111H65V110H63ZM107 111V110H106ZM110 111H111V109H110ZM117 111V110H116ZM115 111V112H116ZM189 111V110H188ZM246 111V112H247ZM109 112V111H108ZM107 112V113H108ZM114 112V111H113ZM134 112V111H133ZM132 112V113H133ZM185 112H187V109H186V111ZM224 112V111H223ZM233 112V111H232ZM241 112V111H240ZM110 113V112H109ZM119 113V112H118ZM121 113H122V111H121ZM129 113V112H128ZM128 113H127V116H128ZM162 113V112H161ZM237 113V112H236ZM242 113V112H241ZM188 113H186V115H187ZM64 115V114H63ZM119 115V114H118ZM140 115H142V113L140 114ZM258 115V116H259ZM71 116V117H70ZM100 116V115H99ZM126 116V117H127ZM150 116V115H149ZM240 116V115H239ZM244 116V115H243ZM67 117H68V119H67ZM70 117V118H69ZM119 117V116H118ZM166 117V116H165ZM255 117V116H254ZM2 118V117H1ZM101 118V117H100ZM128 118V117H127ZM144 118V117H143ZM187 117H185V119H186ZM253 118V119H252ZM116 119V118H115ZM119 119V118H118ZM184 119V120H185ZM237 120H239V117H237ZM155 121H156V118H155ZM154 121V122H155ZM164 121V120H163ZM168 121V120H167ZM170 121V120H169ZM172 121V123H174V124H172L173 126L174 125H177V126H179L180 124H181V122L179 121V125L178 124H176V123H178L177 121H175V118H174V120H171ZM192 123H191V122ZM257 121V122H256ZM110 122V121H109ZM117 122V121H116ZM153 122V123H154ZM176 122V123H175ZM183 122V121H182ZM186 122V121H185ZM158 123H160V122H158ZM237 123H238V121L236 122V125H237ZM13 125H15L16 124V121H14V123H12ZM93 124V125H92ZM114 124V123H113ZM112 124V125H113ZM117 124V123H116ZM135 124V125H134ZM243 124V125H244ZM26 125V126H27ZM87 125V126H88ZM167 125H168V123H167ZM170 125V124H169ZM168 125V127L170 128V126ZM181 125H183V123L181 124ZM180 125V126H181ZM187 125V123L185 124V126L183 125V126H179L180 128H177V129H175V126L173 127L174 129H167V127H165L166 129H167V131H163V133L165 132L167 135H169L170 137H169V139L167 138V140H169V142H170V145L172 144V146H174L173 144H183L184 145V143H187V142H185V141H187V138H189L190 136H191V133L193 132H191V130L190 129H188V126ZM231 125H233V124H231ZM234 125H235V123H234ZM234 125L232 126V131H234L233 130V127H234ZM242 125V126H243ZM10 126H11V128L13 129V127H12V125L10 124ZM88 126V127H89ZM161 126H162V124H161ZM241 126V125H240ZM245 126V127H246ZM0 127H3V126H1L0 125ZM18 127V126H17ZM25 127V126H24ZM87 127V129H86V132H88V128ZM190 127V128H191ZM237 127H238V125H237ZM236 127V128H237ZM6 128H8V127H6ZM5 128V129H6ZM19 128H20V126H19ZM27 128V127H26ZM25 128V133L29 130L28 128V130ZM91 129H92V127H90ZM95 128V127H94ZM162 128V127H161ZM196 128H198V127H196ZM195 128V130H198V129H196ZM248 128V127H247ZM3 129V128H2ZM10 129V128H9ZM8 129V130H9ZM17 128H15V130H16ZM73 129H72V132H73ZM164 129V128H163ZM192 130H193V127L191 128ZM226 130V131H224V130ZM228 129V128H227ZM230 129V128H229ZM235 129V128H234ZM242 127L240 128V130H238V132L237 133H242L243 131L245 132H243L242 134H246V135H244L245 137L248 135L247 134V132L245 131L246 129H242ZM250 129H252V128H250ZM7 130V129H6ZM7 130V131H8ZM18 130V129H17ZM31 130H29V134L31 133L30 131ZM99 130H100V127H99ZM165 130V129H164ZM255 130L253 131L252 130V132L254 133L255 132ZM13 131V130H12ZM59 131V130H58ZM57 131V132H58ZM60 131H63V129L61 130L60 129ZM67 131V130H66ZM91 131V130H90ZM95 131V130H94ZM98 131V130H97ZM96 131V132H97ZM161 131V130H160ZM242 131V132H241ZM0 132H1V129H0ZM6 132V131H5ZM98 132H100V131H98ZM102 132H100V133H102ZM194 132H196V131H194ZM236 131H234V133H235ZM7 133V132H6ZM5 133V134H6ZM9 133V132H8ZM8 133H7V135H8ZM11 134H12V132H10ZM14 133H18V132H14ZM34 133V132H33ZM36 133V132H35ZM34 133V134H35ZM55 133H56V131L54 132V135H55ZM69 133V132H68ZM88 133H91V132H88ZM99 133V134H100ZM230 133V132H229ZM229 133L227 134V136L229 135ZM253 133H251L250 135H252ZM23 134V133H22ZM26 134H28V133H26ZM28 134V135H29ZM66 134H67V132H66ZM70 134V133H69ZM72 134V133H71ZM78 134V133H77ZM84 134V133H83ZM98 133H96V135L95 136H98L97 135ZM53 134H51L50 136H52ZM53 135V136H54ZM86 134H84V136H85ZM103 135V134H102ZM106 135H105V138H106ZM161 135H163V134H161ZM167 135H165L164 134V137H168ZM241 135V134H240ZM21 136V135H20ZM26 136V135H25ZM31 136V135H30ZM30 136H28L27 137V139L30 141ZM33 136V135H32ZM31 136V137H32ZM40 136V135H39ZM52 136V137H53ZM74 136V135H73ZM72 136V137H73ZM80 136V135H79ZM83 136V137H84ZM87 136H88V134H87ZM86 136V137H87ZM93 136V135H92ZM95 136H93V137H95ZM194 136H196V133H195V135H193L192 136V138L194 137ZM236 136H238V135H236ZM236 136H235V139H236ZM243 136V135H242ZM241 136V137H242ZM249 136V135H248ZM264 136V135H263ZM262 136V137H263ZM6 137V136H5ZM9 137V136H8ZM15 137H17V135L15 136ZM58 137L59 136H57L56 138L58 139ZM78 137V136H77ZM121 137V138H122ZM133 137H131V138H133ZM157 137V136H156ZM162 138L165 142L167 141V140H165V138ZM251 138H252V136H250ZM256 137V136H255ZM262 137H261V139H262ZM18 138V137H17ZM30 138V139H29ZM33 138H35V136H33L32 137V140H33ZM46 138H47V136H46ZM60 138V137H59ZM73 138H75V136L73 137ZM72 138V139H73ZM85 138V137H84ZM103 139H104V137H102ZM109 138V137H108ZM121 138H119V139H121ZM246 138H249V137H246ZM250 138V141L253 139H251ZM257 138V137H256ZM9 139H11V138H8V141H9ZM36 139V141H37V138H35ZM54 139V138H53ZM70 139V138H69ZM68 139V140H69ZM77 140H78V138H76ZM80 139H82V138H80ZM92 139H94V138H92ZM96 139H98V137L96 138ZM103 139H102V143L105 141H103ZM107 139V138H106ZM110 139V138H109ZM123 139V138H122ZM161 139V140H162ZM197 139V138H196ZM239 140H240V138H238ZM255 139V138H254ZM59 140V139H58ZM57 140V141H58ZM66 140H67V138H66ZM83 140H85V139H83ZM101 140V139H100ZM124 140V139H123ZM160 140V141H161ZM190 140H191V138H190ZM198 140V139H197ZM215 140V139H214ZM225 140V139H224ZM232 140V139H231ZM245 140V139H244ZM257 140V139H256ZM255 140V141H256ZM263 140H264V138L260 141L259 139H258V141L259 142H261V143H263ZM10 141H12V140H10ZM34 141V140H33ZM33 141H30L31 143L33 142ZM36 141H35V143H36ZM44 141V140H43ZM54 141V140H53ZM63 141V140H62ZM71 141V140H70ZM80 141V140H79ZM111 141V140H110ZM116 141V140H115ZM122 141V140H121ZM120 141V142H121ZM153 141V142H152ZM158 141H159V138H158ZM193 141H195V140H191V142H193ZM208 141V142H209ZM220 141V140H219ZM241 141V140H240ZM243 141V140H242ZM249 141V139H248V141H244L245 143L246 142H250ZM254 141V140H253ZM254 141V142H255ZM5 142V141H4ZM3 142V143H4ZM29 142V146H30V143ZM50 142V141H49ZM59 142V141H58ZM57 142V144H59ZM82 142V141H81ZM85 142V141H84ZM88 142V141H87ZM101 142V141H100ZM113 142H114V140H113ZM118 142V141H117ZM124 142V141H123ZM122 142V143H123ZM127 142H129V141H127ZM168 142V143H169ZM199 142V141H198ZM213 142V141H212ZM257 142V141H256ZM258 142V144H260ZM10 143V142H9ZM34 143V142H33ZM45 143V142H44ZM43 142H40V144H41V150L44 148V146H47L48 147V145L46 144H44ZM47 143V142H46ZM62 143V142H61ZM67 143V142H66ZM65 143V144H66ZM80 143V142H79ZM89 143H91V142H89ZM89 143H87L88 144V146H89ZM98 142H96L95 141V145L97 144ZM105 143V142H104ZM108 143H109V140H108ZM130 143H131V141L129 142V146H130ZM135 143V142H134ZM164 143V142H163ZM163 143H161V144H163ZM242 143V142H241ZM240 143V144H241ZM245 143H242V145L243 144H245ZM84 145H85V143H83ZM92 144H93V142H92ZM99 144V143H98ZM101 144V143H100ZM99 144V145H100ZM113 144H115V143H113ZM112 144V145H113ZM117 144V143H116ZM118 144H120V143H118ZM128 144V143H127ZM139 144V143H138ZM144 144V143H143ZM156 144V143H155ZM166 144V143H165ZM191 144V143H190ZM193 144V143H192ZM233 144V143H232ZM251 144L252 145H254L253 144V142L251 141ZM250 144V145H251ZM258 144H256L255 143V145H256V149H257V147L259 148V146H258ZM35 145V144H34ZM104 145V144H103ZM122 145V144H121ZM132 145H133V142H132ZM135 145V144H134ZM137 145V144H136ZM136 145H135V147H136ZM140 145H142V143H140ZM139 145V146H140ZM145 145V149H146V144H144ZM186 145H188V144H186ZM204 145H207V146H205V148H203L204 150H207V147H208V144L206 143V144H204ZM249 145V144H248ZM255 145L254 146H249V148H254L255 147ZM2 146V145H1ZM9 146H10V144H9ZM36 146H38V145H36ZM40 146V145H39ZM38 146V147H39ZM52 146V145H51ZM50 145H49V147H51ZM58 146V145H57ZM56 146V148H58ZM65 146V145H64ZM72 146V145H71ZM70 146V147H71ZM78 146H81V144H78ZM83 146V145H82ZM81 146V147H82ZM102 146V145H101ZM158 146V145H157ZM159 146H160V144H159ZM165 146V145H164ZM168 147H170L169 145H167ZM166 146V147H167ZM244 146V145H243ZM242 146V147H243ZM261 147L263 146V144L262 145H260ZM11 147V146H10ZM31 147H32V144H31ZM37 147V150L36 151H38V148ZM48 147V148H49ZM54 147V146H53ZM115 147H117V145L115 146ZM119 148H120V146H118ZM124 147H126V146H124ZM128 147V146H127ZM138 147V146H137ZM142 147H143V145H142ZM141 147V148H142ZM152 147H154V146H152ZM162 147V146H161ZM176 147V146H175ZM184 147V146H183ZM187 147V146H186ZM189 147H191V146H189ZM204 147V146H203ZM241 147V146H240ZM241 147V148H242ZM9 148V147H8ZM32 148H34V147H32ZM32 148H29V149H32ZM65 148V147H64ZM82 148H84V146L82 147ZM101 148V147H100ZM103 148V147H102ZM139 148V147H138ZM144 148V147H143ZM150 148H151V145H150ZM170 148H172V147H170ZM177 148H179V147H176V150H177ZM188 148V147H187ZM186 148V149H187ZM209 148V147H208ZM239 148V147H238ZM251 148V149H252ZM264 148V147H263ZM55 149V148H54ZM54 149H53V151H54ZM79 149V148H78ZM85 150H86V147L84 148ZM89 149V148H88ZM98 149H99V147H98ZM105 149V148H104ZM121 149V148H120ZM134 149V151H136L135 150V148H133L132 147V150ZM145 149H143L144 151L143 152H146L149 148L147 147V150H145ZM173 149V148H172ZM191 149V148H190ZM235 149V148H234ZM233 149V150H234ZM262 149V148H261ZM40 150V149H39ZM43 150H47L46 149V147L43 149ZM43 150H42V152H43ZM59 150V149H58ZM65 150V149H64ZM77 150V149H76ZM91 150V149H90ZM93 150V149H92ZM106 150V149H105ZM142 150V149H141ZM140 150V151H141ZM181 150V149H180ZM185 150V149H184ZM239 150V149H238ZM241 150V149H240ZM250 150V149H249ZM253 150V149H252ZM258 151L260 150V149H257ZM263 150V149H262ZM261 150V151H262ZM10 151H11V149H10ZM79 151V150H78ZM94 151V150H93ZM92 151V152H93ZM96 151V150H95ZM98 151H101L100 149L98 150ZM104 150H102L101 152H103ZM120 151V150H119ZM129 151V150H128ZM139 151V150H138ZM137 151V152H138ZM179 151V150H178ZM190 151V150H189ZM230 151V150H229ZM232 151V150H231ZM234 151H236V150H234ZM247 152H250V151H248V150H246ZM264 151V150H263ZM12 152H13V150H12ZM33 151H31V153H32ZM39 152V151H38ZM48 153H50L49 151H47ZM61 152V151H60ZM75 152V151H74ZM73 152V153H74ZM91 152V153H92ZM106 151H104V153H105ZM110 152V151H109ZM129 152H131V151H129ZM182 152V151H181ZM181 152H180V154H181ZM191 153H192V151H190ZM207 152H210V151H208L207 150ZM206 152V153H207ZM30 153V154H31ZM35 153V152H34ZM40 153V152H39ZM48 153H47V155H48ZM86 153V152H85ZM93 153H95V152H93ZM98 153V152H97ZM97 153L95 154V155H97ZM103 153V154H104ZM139 153V152H138ZM142 153V152H141ZM179 153V152H178ZM185 153V152H184ZM256 153H257V151H256ZM260 153H262V152H260ZM75 155H76V152L74 153ZM77 154H78V152H77ZM101 154V153H100ZM109 154H111V153H109ZM108 154V155H109ZM167 154V153H166ZM169 154V153H168ZM170 154H173V153H170ZM194 154V153H193ZM250 154V153H249ZM255 154V153H254ZM12 155V154H11ZM44 155V154H43ZM51 155V154H50ZM71 155H72V153H71ZM78 155H80V154H78ZM90 155V154H89ZM92 155V154H91ZM94 155V154H93ZM94 155V156H95ZM135 155H138L137 153L135 154ZM261 155V154H260ZM259 155V156H260ZM77 156V155H76ZM81 156V162L82 161H84V160H89L88 159V157H87V153H86V155L85 154H82V155H80ZM99 156L100 155H98V156H95L96 158L98 157L99 158ZM102 156V155H101ZM107 156V155H106ZM105 156V157H106ZM111 156H113V154L111 155ZM170 156H172V155H170ZM180 156V155H179ZM191 156H193V155H191ZM29 157H30V155H29ZM28 157V158H29ZM42 157V156H41ZM48 157V156H47ZM46 157V155H44V159L46 158V159H48ZM70 157V156H69ZM73 157H75V156H73ZM72 157V158H73ZM90 157V156H89ZM114 157V156H113ZM168 157H169V155H168ZM174 157H176V154H175V156ZM177 157H178V154H177ZM194 157V156H193ZM240 157V156H239ZM260 157H262V158H264V156H263V154H262V156H260ZM71 158V157H70ZM78 158V157H77ZM93 158V157H92ZM96 158H94V159H96ZM96 159V160H99V159ZM134 158V157H133ZM139 158H140V156H139ZM219 158H220V156H219ZM255 158V157H254ZM30 159V158H29ZM43 159V162L45 163L46 162V164H44V165H41L42 167L44 166V168L46 167V166H52V164H50L49 165V163H51V162H48V164H47V161H46V159L44 160ZM90 159H91V157H90ZM105 160V158H104V156H102V160ZM106 159H108L107 157H106ZM135 159V158H134ZM140 159H142V158H140ZM169 159V158H168ZM170 159H173V157L171 158L170 157ZM176 159H178V158H176ZM176 159L174 158V161H176ZM207 159H210V158H207ZM215 159H218L217 157H215ZM239 159H241V158H239ZM9 160H10V158H9ZM96 160H93V161H96ZM108 160H110V159H108ZM107 160V161H108ZM130 160V159H129ZM139 160V159H138ZM189 160H190V158H189ZM212 160V159H211ZM219 160V159H218ZM242 160V159H241ZM11 161V160H10ZM52 161V160H51ZM78 161V160H77ZM92 161V160H91ZM100 161L101 160H99L98 162H99V164H100ZM106 161V162H107ZM134 161V160H133ZM219 161H221V160H219ZM218 161V162H219ZM237 160H235V162H236ZM244 161V160H243ZM14 162V161H13ZM80 162V161H79ZM90 162V161H89ZM105 162V161H104ZM105 162V163H106ZM132 162V161H131ZM135 162L137 163V161L135 160ZM135 162H133L135 165H136V163ZM139 162H142V160H140ZM191 162H192V160H191ZM196 162V161H195ZM194 162V163H195ZM202 162H203V160H202ZM201 162V163H202ZM208 162H210V160L208 161ZM239 162V161H238ZM245 163H246V161H244ZM244 162H242L243 164H244ZM255 162V161H254ZM261 162L263 163V165H264V162H263V160H261ZM9 163V162H8ZM70 163V162H69ZM78 163V162H77ZM96 163V162H95ZM129 163V162H128ZM197 163V162H196ZM221 163V162H220ZM253 163V162H252ZM256 163V162H255ZM262 163H258V166L260 165V164H262ZM35 164V163H34ZM39 164V163H38ZM73 164H75V163H73ZM80 163H78V165H79ZM90 164H91V162H90ZM98 164V165H99ZM108 164H110V162H108L107 163V165ZM141 163H139V165H140ZM175 164H177V162H175ZM175 164H174V166H175ZM200 164V163H199ZM247 164V163H246ZM13 165V164H12ZM77 165V164H76ZM76 165H74V166H76ZM81 165V164H80ZM84 165V164H83ZM94 165V164H93ZM98 165H96V166H98ZM105 165V164H104ZM113 164H111V166H112ZM139 165H137V166H139ZM196 165H198V164H196ZM237 165V164H236ZM240 164H238V166H239ZM242 165V164H241ZM248 165V164H247ZM249 165H250V163H249ZM256 165H257V163L255 164V167H256ZM263 165H261V167H263ZM14 166H15V164H14ZM74 166H72V167H74ZM87 166V165H86ZM91 166V165H90ZM95 166V167H96ZM100 166V165H99ZM101 166H103V165H101ZM100 166V167H101ZM109 166V165H108ZM142 164L138 167L139 169H142ZM177 166V165H176ZM200 166V165H199ZM253 166V165H252ZM7 167V166H6ZM47 167V168H48ZM77 167V166H76ZM93 167V166H92ZM92 167H91V170H92ZM94 167V168H95ZM145 167V166H144ZM198 167V166H197ZM242 167V166H241ZM247 167H249V166H247ZM247 167H245V168H247ZM32 168V167H31ZM41 168V167H40ZM49 168H52V167H49ZM81 168V167H80ZM102 168V167H101ZM195 168H196V166H195ZM243 168H244V166L242 167V168H240V169H242V171L241 172H243L244 170H243ZM244 168V169H245ZM251 169L253 168V167H250ZM258 168H260V167H258ZM7 169V168H6ZM9 169V168H8ZM54 169V168H53ZM74 169H76V168H74ZM97 170H99V171H101L100 169H98V168H96ZM104 169H105V167H104ZM110 169V168H109ZM136 169V168H135ZM176 169V168H175ZM236 169V167L233 169V170H235ZM249 169V168H248ZM254 169L255 170H260V169H256V168H253V171H254ZM33 170V169H32ZM40 170V169H39ZM43 170V169H42ZM55 170V169H54ZM76 170H79V169H76ZM76 170L74 171L75 173H76ZM236 170H239V169H236ZM262 170H263V172H264V168H262ZM262 170H261V174L263 173L262 172ZM6 171V170H5ZM44 171V170H43ZM95 171V170H94ZM177 171V170H176ZM175 171V173L172 175V176H174L176 173H179L178 171L176 172ZM30 172H31V170H30ZM29 172V173H30ZM32 172H34V171H32ZM39 172V171H38ZM108 172V171H107ZM113 172V171H112ZM200 172V171H199ZM244 172H246V171H244ZM250 172H251V170H250ZM255 172V171H254ZM256 172H258V171H256ZM256 172H255V175H257L256 174ZM36 173H37V171H36ZM35 173V174H36ZM47 173H48V171H47ZM55 173V172H54ZM53 173V174H54ZM70 173V172H69ZM81 174H82V172H80ZM84 173H85V171H84ZM83 173V174H84ZM87 173H89V172H87ZM105 173H106V170H105ZM104 173V174H105ZM184 173V172H183ZM182 173V174H183ZM247 173L248 172H246V173H244V174H246L247 175ZM259 173V174H260ZM2 174V173H1ZM6 174V173H5ZM34 174V175H35ZM50 174V173H49ZM93 174V173H92ZM94 174H96L95 172H94ZM93 174V175H94ZM97 174H99V172H97ZM107 174V173H106ZM108 174H110V173H108ZM243 174V173H242ZM252 174V173H251ZM250 174V175H251ZM257 175V177H259L260 175ZM51 175V174H50ZM70 175V174H69ZM80 175V174H79ZM112 175V174H111ZM177 176H179V177H172V178H174L175 179V181H178V180H180V179H182L181 178V174H176ZM181 175V176H180ZM201 175V174H200ZM5 176V175H4ZM3 176V177H4ZM11 176H13V175H11ZM37 176H39V175H37ZM47 176V175H46ZM53 176V175H52ZM64 176V175H63ZM62 176V177H63ZM102 176L103 175H101V178H102ZM109 177H110V175H108ZM108 176H106L105 175V178L106 177H108ZM184 176V175H183ZM245 176V175H244ZM6 177H8V176H6ZM10 177V176H9ZM45 177V176H44ZM44 177H42V178H44ZM57 177H59V176H57ZM92 177V176H91ZM118 177H120V175L118 176ZM203 177V176H202ZM256 177V176H255ZM261 177H263L264 178V176L263 175H261ZM39 178V177H38ZM37 178V179H38ZM52 178V177H51ZM60 178H61V174H60ZM88 178V182L90 181L89 180V177H87ZM100 178V177H99ZM104 178V177H103ZM115 178V177H114ZM113 178V179H114ZM171 178V177H170ZM178 178V179H177ZM185 178V177H184ZM262 178V179H263ZM9 179V178H8ZM46 179H47V177H46ZM50 179V178H49ZM48 179V180H49ZM56 179H58V178H56ZM55 179V180H56ZM82 179V178H81ZM109 179V178H108ZM122 179V178H121ZM174 179H172L173 181H174ZM204 179V178H203ZM237 179V178H236ZM246 179V178H245ZM258 180L260 179V178H257ZM260 180L261 182H263V180ZM15 180V179H14ZM17 180V179H16ZM40 180V179H39ZM60 180V179H59ZM61 180H63L62 178H61ZM65 180H66V177H65ZM95 180V179H94ZM100 180V179H99ZM98 180V181H99ZM106 180V179H105ZM111 180V179H110ZM123 181H124V179H122ZM171 179H169V181H170ZM4 181V180H3ZM44 181H45V179H44ZM102 181H104V180H102ZM101 181V182H102ZM107 181V180H106ZM117 182L116 183H118V181L119 180H116ZM184 181V180H183ZM198 181V180H197ZM245 181V180H244ZM2 182V181H1ZM17 183H18V181H16ZM16 182H14L15 184H16ZM35 182V181H34ZM33 182V183H34ZM37 182V181H36ZM39 183H41V181H38ZM37 182V183H38ZM91 182V181H90ZM89 182V183H90ZM100 182V181H99ZM105 182V181H104ZM109 182V181H108ZM121 182V181H120ZM125 182V181H124ZM124 182H122V183H124ZM160 182H163V181H160ZM159 182V183H160ZM181 182V181H180ZM185 182V181H184ZM203 182H204V180H203ZM233 182H235V181H233ZM7 183V182H6ZM38 183V184H39ZM44 183L45 182H43V186H44ZM88 183V184H89ZM92 183H94V182H91L90 184H92ZM111 183V182H110ZM115 183V182H114ZM113 183V181H112V185L114 184ZM140 183V182H139ZM178 183V182H177ZM200 183V182H199ZM236 183V182H235ZM89 184V185H90ZM103 184V183H102ZM106 184V183H105ZM104 184V185H105ZM120 184V183H119ZM171 184H173L172 182H171ZM180 184V183H179ZM238 184V183H237ZM237 184H235V186L237 187ZM264 184V183H263ZM263 184H260L261 186H262V190H263ZM21 185V184H20ZM36 185V184H35ZM83 185V184H82ZM87 185V184H86ZM108 185V184H107ZM111 185V186H112ZM137 186L139 185V184H136ZM181 185V184H180ZM180 185H176V187L177 186H179L180 187ZM183 185V184H182ZM181 185V186H182ZM186 185V184H185ZM184 185V186H185ZM232 185V184H231ZM233 185H234V183H233ZM4 186V185H3ZM13 186V185H12ZM22 186V185H21ZM47 186V185H46ZM50 187L52 186V185H49ZM57 186V185H56ZM85 186V185H84ZM88 186V185H87ZM97 187H98V185H96ZM117 186V185H116ZM115 185H113V187L115 188L116 187ZM122 186H125V183H124V185H122ZM136 186V187H137ZM172 186V185H171ZM59 187V186H58ZM79 187H80V185H79ZM92 187V186H91ZM95 187V186H94ZM230 187V186H229ZM0 188H2V187H0ZM23 188V187H22ZM43 188V187H42ZM93 188V187H92ZM134 188V185H133V187H132V189ZM138 188V187H137ZM235 188V187H234ZM259 188H261L260 186H259ZM44 189H46V187L44 188ZM88 189H90L91 190V188L89 187ZM95 189H97L96 187L95 188H93L92 190H95ZM98 189H99V187H98ZM113 189V188H112ZM116 189H118L117 187H116ZM129 189V188H128ZM127 189V190H128ZM135 189V190H134ZM133 190L134 191H139V189L138 190H136V188H134ZM175 189H177V188H175ZM202 189V188H201ZM206 189H208V188H205V190ZM239 189V188H238ZM34 190V189H33ZM39 190V189H38ZM48 190V189H47ZM52 190V189H51ZM90 190H88V191H90ZM110 190V189H109ZM114 190V189H113ZM131 190V189H130ZM132 190V191H133ZM242 190V189H241ZM41 192H42V190H40ZM97 191V190H96ZM107 191V190H106ZM106 191H105V193H106ZM118 191H119V189H118ZM122 191V190H121ZM120 191V193H122ZM130 192L131 193V195H130V197L132 196V194H137V195H139L140 196V194L139 193H134V192ZM229 191V190H228ZM228 191H226V192H228ZM231 192H232V190H230ZM39 192V191H38ZM40 192V193H41ZM45 192V191H44ZM112 192V191H111ZM114 192V191H113ZM126 192H128V191H126ZM199 192H200V189H199ZM202 192V191H201ZM243 192V191H242ZM116 193V192H115ZM115 193H112V194H115ZM118 194H119V192H117ZM124 193V192H123ZM214 193V192H213ZM213 193H211V194H213ZM236 193V192H235ZM239 193V192H238ZM101 194V193H100ZM107 194H109L108 196H110V193L109 192H107ZM209 194H210V192H209ZM230 194V193H229ZM102 195H103V193H102ZM106 195V194H105ZM120 195V194H119ZM135 195H133L134 197H135ZM137 195H136V197H137ZM198 195H203V194H198ZM218 195V197H219V199L222 201V200H224V197L221 195V196H219L220 194H217ZM225 195H228V194H225ZM224 195V196H225ZM231 195V194H230ZM233 195H235V194H233ZM239 196H240V194H238ZM114 196V195H113ZM116 196H118L117 194H116ZM125 196V195H124ZM123 196V197H124ZM126 196H129V195H126ZM178 196V195H177ZM204 196H205V194H204ZM207 196H209L208 195V193H207ZM215 196H216V194H215ZM229 196V195H228ZM228 196H226L227 198H228ZM120 197H122V196H120ZM135 197V198H136ZM143 197V195L141 196V198ZM185 197V196H184ZM203 197V196H202ZM217 196H216V198H218ZM222 197H223V199H222ZM230 197H232V195L230 196ZM233 197H235L238 201H239V203H237L238 201L236 200V202L234 201V199L232 200L233 202H235L234 204L233 203H231L232 205H233V207H234V209L232 208L231 210L232 211H230V208L227 210V208H226V210L224 209V211H226V212H224L223 213V216H225V217H227V214H225V213H231L232 214V216H231V218H233L234 217V215H233V212H234V210H236V208L239 206L238 204H240L241 203V201L239 200V198H237L236 196H233ZM232 197V198H233ZM111 198H112V196H111ZM114 198H116V197H114ZM118 198V197H117ZM128 198V197H127ZM131 198H133V197H131ZM130 198V199H131ZM138 198V197H137ZM199 198L201 199V196H199ZM199 198H197L198 200H199ZM204 198V197H203ZM215 198V199H216ZM227 198H225V200H229V198L227 199ZM241 198V197H240ZM184 199V198H183ZM185 199H186V197H185ZM185 199L183 200V201H185ZM196 199V198H195ZM210 200L212 199V198H209ZM208 199V200H209ZM215 199L214 200H209L210 202H215L214 204H216V201H215ZM219 199L217 200L218 202H219ZM133 200H135V199H133ZM132 200V201H133ZM190 200V199H189ZM207 200V201H208ZM122 201V200H121ZM186 201L187 202H189L188 201V199H186ZM192 201V200H191ZM193 201H195V200H193ZM197 201V200H196ZM201 201V200H200ZM200 201H198L199 203H200ZM127 202V201H126ZM210 202H208V204L210 203ZM213 202H212V204L209 206L208 204H207V206L206 207H208V208H210L212 205H213ZM222 202H224V201H222ZM227 202H229V201H227ZM186 203V202H185ZM191 203H193V204H195V205H197L196 203L197 202H189L188 204L190 205ZM225 203V202H224ZM224 203H222L223 205H224ZM260 202H253L252 204H251V206L253 207V209L255 210V208L254 207H256V206H258L259 207V205L261 204H259ZM193 204H191V206L193 205ZM201 205H202V203H200ZM203 204L204 205H206L204 202H203ZM221 204V203H220ZM220 204H218V205H220ZM231 204H229V206L231 205ZM257 204H259V205H257ZM188 205V206H189ZM195 205H193V206H195ZM200 205V206H201ZM225 205L227 206V204L225 203ZM231 205V206H232ZM192 206V207H193ZM198 206V205H197ZM197 206H195L194 208L195 209H198L197 208ZM203 206V205H202ZM216 207H217V204L215 205ZM215 206H213V207H215ZM221 206V205H220ZM225 206V207H226ZM242 206V203H241V205H240V207ZM184 207L186 208V206L184 205ZM192 207H190L191 209H193ZM199 207V206H198ZM240 207H238L237 209L238 210H236L237 212L238 211H240L239 210V208ZM244 207V206H243ZM257 207V208H258ZM145 208V207H144ZM189 207H188V210L190 209ZM212 208V207H211ZM248 208H250V207H248ZM256 208V209H257ZM141 209H143V207H141ZM191 209H190V211H191ZM241 209V208H240ZM243 209V208H242ZM241 209V210H242ZM253 209H249L248 211L250 212H252V210ZM146 210V209H145ZM143 211H144V209H143ZM222 211V210H221ZM220 211V212H221ZM244 211L246 212V207H245V209H244ZM247 211V212H248ZM192 212V211H191ZM144 213H145V211H144ZM141 214L142 215H144L143 214V212H141ZM147 215V213H145V215L144 216H146ZM223 216H222V218H223ZM244 216H246L245 214H244ZM221 217V216H220ZM241 217V216H240ZM144 218H147V220L149 219L148 218V216H146V217H144ZM194 219H196V218H194ZM193 219V220H194ZM146 219H145V221L147 222V223H149V222H151V221H149V220H151V219H149L148 221H147ZM154 220L157 222V220L154 218ZM153 221V220H152ZM190 222H191V220H190ZM237 222V221H236ZM155 223V222H154ZM154 223H151V224H154ZM193 223V221L191 222V224ZM230 223V222H229ZM238 223H240V221H238ZM236 224L235 226L232 224V226H234L235 228L237 227L238 229H240V224ZM231 224V223H230ZM235 224V223H234ZM167 225V224H166ZM226 225V224H225ZM237 225H239V226H237ZM149 226V225H148ZM160 226V225H159ZM158 226V227H159ZM227 227L229 226L230 227V225H226ZM231 226V228H233ZM0 227H2V226H0ZM91 226H90V224L88 223V228H90ZM147 227V226H146ZM156 227H157V224H156ZM157 227V228H158ZM217 227V226H216ZM228 227V229H230ZM157 228H155V229H157ZM222 229L223 228V226H219L217 229ZM235 228H233V229H231V230H233L234 231V229ZM236 228V230H238ZM0 229H2V231H4L3 229H4V226H3V228H0ZM5 229H6V227H5ZM91 229V228H90ZM90 229H88V231H90L89 233H92L91 231L92 230H90ZM154 229V231L156 232L157 230H159L158 232L160 233V232H163L162 230H164V229H162L161 231H160V229H161V226H160V229H157V230H155ZM216 229V228H215ZM228 229H226V227L224 228V232H226V236H225V234H224V237H223V234H220V235H222L221 237L223 238V243H218V246H217V248L218 247H220L219 249H217L216 251H215V254H216V252L217 251H221L223 248V252H224V254H226V253H228L229 254V251H230V255L228 256V254L224 257L223 256V253H221V256H222V258H223V260L225 261V262H227L228 260L227 259H229L230 257H232L231 256V250H229L228 248H233L232 246H234L235 244H233V243H235L238 239H236V238H238V237H234L235 238V241H234V238H232L231 237V235L233 234L232 233V231L230 230V233H229V231L227 232V230ZM226 230V231H225ZM9 231V230H8ZM153 231V232H154ZM217 231V230H216ZM0 232H1V230H0ZM158 232H156L155 233V235H159V237H160V235H162V236H165L164 234H159ZM165 232V231H164ZM168 232V231H167ZM166 232V233H167ZM172 232V231H171ZM171 232H168V233H171ZM234 232H236V231H234ZM4 233H6L5 231L3 232V235H4ZM8 233V232H7ZM158 233V234H157ZM174 232H172L171 234H173ZM218 233V232H217ZM256 234V230L255 231H253V230H248V232L246 233V234H248V236L246 237V236H243V234H240V236L242 235L243 237H246L247 239L248 238H250V236H252V235H255ZM2 233H0V236L2 237L3 235H1ZM175 234V233H174ZM173 234V235H174ZM219 234V233H218ZM246 234H244V235H246ZM7 235H9V234H7ZM6 235V237H9V236H7ZM92 235V234H91ZM90 235V236H91ZM153 235V234H152ZM169 235V234H168ZM168 235H166V237H162L161 236V238H163L162 240H164L165 238L166 239H168L169 238V236ZM227 235H228V237L230 236V238L231 239H229V238H227ZM250 235V236H249ZM256 235H258V234H256ZM264 235V234H263ZM263 235H261L262 237H263V239H264V236ZM36 236V235H35ZM167 236H168V238H167ZM198 236H199V238H198ZM197 236V238H196V236L195 237H191V240H187V242H185L186 241V238H182L183 240H181V239H177V241L179 240V243L177 242V243H175L176 244V246L178 247L180 244V246H186V248H184L183 250V252L185 253V251H187L186 252V254L188 253V251L190 252V253H192L193 254V252H196L198 255L200 254V256H198V262L199 263H201L204 259L206 260V259H208L209 258V255L205 258V257H203L204 259L201 261L200 259H199V257H201V254L203 255V253L201 252V249L200 250H198L199 249V247L201 248V246H202V242L203 243H205L206 241L207 242H210V241H212V239H214V242H215V239H216V241H220L221 240V237L218 235L217 236V234H215V232H213V233H210V235H208L206 238H210V241L209 240H206V241H201V240H203V239H205L204 237H203V235L200 237V235H198ZM236 236H237V234H236ZM239 236V235H238ZM239 236V237H240ZM259 236V235H258ZM5 236H3V238H5V239H7ZM23 237H25V236H23ZM22 237V244H24L25 243V238H23ZM203 237V238H202ZM214 237H216V238H214ZM242 237V238H243ZM253 237V236H252ZM251 237V238H252ZM10 238H11V235H10ZM9 238V239H10ZM155 238H156V236H155ZM172 238V237H171ZM212 238V239H211ZM219 238V240H217ZM241 238V237H240ZM239 238V239H240ZM241 238V239H242ZM4 239V240H5ZM23 239H25V240H23ZM145 239V238H144ZM159 239V238H158ZM185 239V240H184ZM228 239H229V243L230 244H226V243H228ZM244 239V238H243ZM2 241L3 243L4 242H7L8 241V239H7V241L5 240V241ZM12 240V239H11ZM30 240V239H29ZM146 240H147V238H146ZM142 241L141 243L143 244L144 242L145 243H147V241ZM150 240V239H149ZM153 240H155V239H153ZM152 236H151V246L154 244V243H152ZM169 240H170V238H169ZM172 240V239H171ZM181 240V241H180ZM0 241V242H1ZM12 241H14V240H12ZM19 241V240H18ZM160 241H161V239H160ZM167 241V240H166ZM183 241H184V243H188V242H190L189 244H190V247L192 248H194L195 247V249H196V251H194V250H192L190 247H188L189 245L188 244H183ZM200 241V242H199ZM231 241H234V242H232L231 243ZM0 243V244H3V243ZM8 242H10V241H8ZM19 242V243H20ZM24 242V243H23ZM27 242V241H26ZM29 242V241H28ZM27 242V243H28ZM33 242H34V240H33ZM32 242V243H33ZM162 242V241H161ZM160 242V243H161ZM175 242H176V240H175ZM181 242V243H180ZM222 242V241H221ZM13 244L15 243V241L14 242H12ZM18 243V244H19ZM24 244L23 245V247H25L24 249L26 250V248H27V245L28 244ZM145 243L143 244V245H145ZM163 243V242H162ZM168 243H169V241H168ZM168 243H166L165 242V244H167V245H165V246H167L166 248H167V250L169 251H167L166 249V252H168V253H166V255H167V259H169V257L171 256V258L173 257V255H175V252H176V255H177V253L180 255V253L179 252H177L178 251V249H177V247L175 246V244L173 245V243H174V240H173V242L171 241L170 242V244H168ZM172 243V244H171ZM201 244V246L199 245L198 246V244ZM251 243V242H250ZM250 243H248L249 245H246V246H249V248H251V246H252V243H251V245H250ZM5 244V243H4ZM12 244V245H13ZM16 244V243H15ZM18 244H16V245H18ZM226 244V245H225ZM233 244V245H232ZM7 245V244H6ZM6 245H3V246H6ZM20 245V244H19ZM18 245V246H19ZM31 245L32 246H35L34 244H30V247H31ZM150 245V244H149ZM155 245V244H154ZM164 245H162L161 247H159V248H164ZM176 248V250L174 249V247ZM196 245V246H195ZM220 245V246H219ZM227 247L228 245H229V247H227V248H225V246ZM2 246V245H1ZM0 246V248H2ZM10 246V245H9ZM156 246V245H155ZM171 246H172V248L174 249V254H173V252L171 251ZM13 247H14V245H13ZM29 247V248H30ZM215 247V246H214ZM240 247H243V246H240ZM5 248V247H4ZM6 248H9V247H6ZM5 248V250H7ZM28 248V249H29ZM34 248H36V246L34 247ZM159 248H156L157 250L159 249ZM169 248V249H168ZM179 249H181L182 250V248L181 247H178ZM188 248H190L193 252H191L190 250H188ZM10 249V248H9ZM12 249V248H11ZM13 249H15V248H13ZM18 249V248H17ZM19 249H21V248H19ZM24 249H21V251H25ZM156 249H153L155 252H156V254L158 253V254H163L164 252H165V250H162V251H164V252H160L159 250H158V252H157V250ZM228 249V250H227ZM30 250H32L31 252H33L34 251V249H32V247H31V249ZM91 250H92V248H91ZM161 250V249H160ZM199 252H198V251ZM90 251V250H89ZM94 251V249L92 250V252ZM96 251V250H95ZM154 251H152V253L154 252ZM226 251V252H225ZM247 251H249L250 252V250L248 249ZM25 252H27V251H25ZM25 252L22 254L23 256L25 255ZM30 252V251H29ZM30 252V253H31ZM35 252V251H34ZM154 252V253H155ZM182 252V253H183ZM201 252V253H200ZM249 252H247V254L249 253ZM89 253H91V251L89 252ZM94 254L96 253L97 254V252H93ZM151 253V252H150ZM151 253V254H152ZM184 253L182 254V255H184ZM251 253V252H250ZM28 254V253H27ZM92 254V253H91ZM94 254H92V255H94ZM95 254V255H96ZM171 254V255H170ZM173 254V255H172ZM197 254H195L194 253V255H197ZM219 254V253H218ZM218 254H216V257L217 256H220V255H218ZM30 255V254H29ZM28 255V256H29ZM32 255V254H31ZM34 255H35V253H34ZM92 255H91V258H93L94 260H96V256L94 255L93 257H92ZM26 257H27V255H25ZM24 256V257H25ZM35 256H37L38 257V254H36ZM164 256H165V254H164ZM220 256V257H221ZM229 257V258H226V257ZM25 257V258H26ZM36 257V258H37ZM42 257V256H41ZM175 257V256H174ZM219 257V259H222V258H220ZM239 256H237V258H238ZM240 257H243V256H240ZM240 257H239V260H236L237 258H234V260L235 261H233V258H230L229 259V261H228V264L229 263H231V261H233V262H236L235 264H241L244 260H246V258L248 257V256H245V258H244V260L242 259V262H239L240 261ZM250 257V256H249ZM249 257H248V259H249ZM31 258H32V256H31ZM35 258V257H34ZM35 258V259H36ZM165 258V257H164ZM165 258V259H166ZM225 258V259H224ZM27 259H28V257H27ZM27 259H25V261L27 260ZM39 259V258H38ZM38 259H36L35 260V264H38V263H36L37 261H39ZM45 259H46V257H45ZM98 259V258H97ZM29 260V259H28ZM41 260H42V258H41ZM40 260V261H41ZM200 260V261H199ZM30 261H32V259H30ZM30 261H27L28 262V264L30 263ZM34 261V260H33ZM44 261L45 260H43L42 262L44 263ZM48 260H46L45 262H47ZM239 263H238V262ZM96 262V261H95ZM219 262H221V260L219 261ZM223 262V261H222ZM232 262V263H233ZM245 262V261H244ZM31 263H33V262H31ZM33 263V264H34ZM52 264H53V262H51ZM203 263V262H202ZM212 263H214V262H212ZM40 264H41V262H40ZM45 264V263H44ZM207 264V263H206ZM222 264H224V262L222 263ZM225 264H227V263H225Z\"/></svg>","mask_w":264,"mask_h":264}]
</instances>
